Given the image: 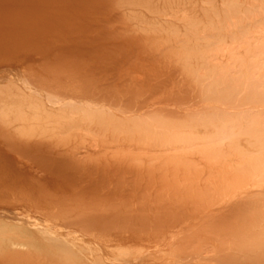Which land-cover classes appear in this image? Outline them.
Instances as JSON below:
<instances>
[{"label":"bare ground","instance_id":"6f19581e","mask_svg":"<svg viewBox=\"0 0 264 264\" xmlns=\"http://www.w3.org/2000/svg\"><path fill=\"white\" fill-rule=\"evenodd\" d=\"M13 0H0V24L1 23H3L4 25H1L0 26V60H3V62H4V60H9L8 62H10L11 60H13V61H15V60H18L19 62H20V60L22 61V59H27V60H23V61H27L28 62V56H29V58H30V55H29V49L27 50V47L26 46H28V44H34L35 43V40H37V39H39V44H40V39H42L41 40V42L43 41L44 42V46H43V44H41L43 47H44V49H45V46H46V44H47V46L49 45V42H45V39H46V36H45V34H46V32H47V30H48V28L49 27H51L52 26V24H50V26H48V22H47V24H45L44 22H43V20L42 19H44L42 16H47V14L49 13V12H51V13H55L58 17L60 16H63L64 14H70L71 12H75L77 9H81V8H86V9H88L89 8V10H91V11H99V10H104V11H109V10H116V9H118L119 7H121V6H131V7H133V9H141V10H148V11H157V9H159V3H160V1H163V0H34V1H36L37 3H38V6L39 5H42V6H40V7H33V8H31V10H30V12H31V15L30 16H28V15H22V13L20 14V12L18 13L17 11H15L14 9H12V7L11 6H9V7H7L6 5L7 4H9V3H11ZM18 1V0H17ZM173 1V0H172ZM172 1L170 0V2L172 3ZM244 1V0H243ZM246 1V0H245ZM250 1V0H249ZM19 2V1H18ZM55 3V4H53V5H58L59 6V8L58 7H54V8H52V7H50V3ZM174 2V1H173ZM228 3L230 2V1H227ZM233 2H236V1H233ZM238 2V1H237ZM259 2V1H258ZM263 2H264V0H263ZM186 3V2H185ZM188 3V2H187ZM244 3V2H243ZM5 4V5H4ZM17 4V3H16ZM16 4H15V6H16ZM174 4V3H173ZM199 4V3H198ZM237 4H239V2L238 3H233V5L231 4V2H230V7H234V9L236 8L237 9V6H239V5H237ZM247 4V3H246ZM254 4V3H253ZM264 4V3H263ZM45 5H47L48 7H45ZM71 5H74V7L73 6H71ZM175 5V4H174ZM211 5V4H210ZM244 5V4H243ZM15 6H14V8H15ZM182 6V5H181ZM228 6H229V4H228ZM252 6V5H251ZM262 6V5H261ZM261 6H259V7H261ZM173 7V6H172ZM242 7V6H241ZM245 7V6H244ZM254 7H255V5H254ZM130 8V7H129ZM178 8H180V7H178ZM243 8V7H242ZM247 8V7H246ZM74 9V10H73ZM233 9V8H232ZM232 10V13H233V11H234V13H239L237 10V12H235V10ZM244 9V8H243ZM260 9V8H259ZM262 9V8H261ZM260 9V10H261ZM231 10V9H230ZM230 10H229V13H231L230 12ZM257 11H258V9H256ZM191 11V10H190ZM252 11H254V10H252ZM264 11V10H263ZM34 12L35 13H37V12H41V13H43V14H41L40 16H41V18L40 19H38V17H36V16H34ZM28 13V12H27ZM50 13V15H52ZM124 13V12H123ZM233 13V14H234ZM249 13V12H248ZM250 13H252V12H250ZM145 14V13H144ZM241 14V13H240ZM243 14V13H242ZM246 14V13H245ZM37 15H38V13H37ZM76 15V14H75ZM230 15H232V14H230ZM236 15H238V14H236ZM251 15V14H250ZM34 16V17H33ZM39 16V17H40ZM56 16V17H57ZM65 16V15H64ZM234 17H235V14L233 15ZM243 16V15H242ZM58 17H57V19H58ZM116 17V16H115ZM228 17V16H227ZM238 17V16H237ZM246 17V16H245ZM248 17V16H247ZM259 17V16H258ZM263 17V16H262ZM261 17V18H262ZM37 18V19H36ZM95 18V17H94ZM137 18H138V16H137ZM249 18V17H248ZM60 19V18H59ZM58 19V21H60ZM66 19V18H65ZM68 19H70L69 17H68ZM67 19V20H68ZM73 19H75V18H73ZM121 19V18H120ZM139 19V18H138ZM189 19V20H188ZM242 19H244V18H242ZM241 19V20H242ZM253 19V18H252ZM257 19V18H256ZM262 19H264V18H262ZM261 19V20H262ZM37 20V21H36ZM38 20H40V21H38ZM55 20V19H54ZM136 20V19H135ZM187 20L188 21H193L194 20V18H193V20L192 19H190L189 17H187ZM240 20V21H241ZM260 20V21H261ZM36 21V22H35ZM45 21V20H44ZM187 21V22H188ZM196 23L195 24H197V22L198 21H196V20H194ZM194 21L192 22L193 24H191L190 26H191V28L193 29H195V25H194ZM233 21V20H232ZM246 21V20H245ZM250 21V20H249ZM62 23L64 22V20H62L61 21ZM66 22V21H65ZM64 22V23H65ZM68 22V21H67ZM66 22V23H67ZM200 22V21H199ZM244 22V21H243ZM61 23V24H62ZM234 23V22H233ZM264 23V22H263ZM114 24V23H113ZM229 24V23H228ZM239 24V23H238ZM242 23H240V25H241ZM66 25V24H65ZM199 25V24H198ZM197 25V26H198ZM230 25V24H229ZM228 25V26H229ZM55 26H56V24H54V28H55ZM59 26H61V25H59V24H57V27L59 28ZM118 26V25H117ZM127 26V25H126ZM242 26H244V25H242ZM53 27H51V29L53 28ZM111 27V26H110ZM116 27V26H115ZM132 27V26H131ZM199 27V26H198ZM226 28H227V26H225ZM246 27V26H245ZM54 28H53V30H54ZM184 28V27H183ZM213 28H215V27H212V28H210V30L212 29V30H215V29H213ZM217 28V27H216ZM226 28L224 29V28H222V33H225L224 32V30L225 31H227L226 30ZM253 28V27H252ZM50 29V28H49ZM50 29V30H51ZM193 29V30H194ZM204 29H206V27H204ZM218 29V28H217ZM220 29V28H219ZM224 29V30H223ZM239 29V28H238ZM250 29V28H249ZM256 29V28H255ZM53 30H51V31H53ZM85 30V29H84ZM118 30H120V29H118ZM186 30V29H185ZM210 30L208 31L209 33H210ZM242 30V29H241ZM187 31V30H186ZM205 34H206V30H202ZM201 30H199V32H198V34H200V33H203ZM236 31H238L237 29H236ZM235 31V32H236ZM64 32V31H63ZM79 32V31H78ZM119 32V31H118ZM175 34H174V36L175 37H177L176 36V34H178L179 32L177 31V32H175V31H173ZM195 33H194V35L195 34H197L196 32L197 31H194ZM212 32V31H211ZM221 32V31H220ZM229 32V31H228ZM247 32V31H246ZM62 33V32H61ZM61 33H60V35H61ZM86 33V32H85ZM123 33V32H122ZM187 33V32H186ZM193 33V32H192ZM232 33V32H231ZM239 33H242L241 31L239 32ZM238 33V34H239ZM188 34H190V33H188ZM187 34V35H188ZM208 34V33H207ZM227 34H229V33H227ZM255 34H256V32H255ZM58 35H59V33H58ZM124 35V34H123ZM183 35V34H182ZM193 35V36H194ZM242 35H244L243 33H242ZM52 36V35H51ZM193 36H192V34H191V37H192V39H195V37L193 38ZM196 36V39L198 40V35H195ZM205 36V35H204ZM203 36V37H204ZM214 36V35H213ZM245 36V35H244ZM258 36V35H257ZM256 36V37H257ZM64 37V36H63ZM62 37V38H63ZM121 37V36H120ZM189 37V36H188ZM188 37H187V39H188ZM191 37L189 38L190 39V41H191ZM207 36H205V38H206ZM233 37V36H232ZM236 37H238V36H236ZM246 37V36H245ZM244 37V38H245ZM261 37H262V35H261ZM45 38V39H44ZM55 38H57V36H55ZM61 40H59L60 42L63 40L61 37H59ZM114 38H116V37H114ZM229 38V37H228ZM250 38H252V37H250ZM80 39V38H79ZM78 39V40H79ZM183 39V38H182ZM186 39V38H185ZM185 40V41H188L189 42V39L188 40ZM208 39V38H207ZM227 39V38H226ZM234 39H236L235 37H234ZM256 39V38H255ZM55 40V39H54ZM58 40V39H57ZM179 40V39H178ZM197 40H193V42H192V44H194V46L196 45L195 43L196 42H200L199 40L197 41ZM201 40V39H200ZM233 40V39H232ZM243 40V39H242ZM184 41V39L182 40V42ZM184 41V45H185V42ZM205 41V40H204ZM235 41V40H234ZM245 41V40H244ZM42 42V43H43ZM53 42H56V41H53ZM173 42V41H172ZM175 42V41H174ZM173 42V43H174ZM187 42V43H188ZM227 42H229V41H227ZM256 42V41H255ZM258 42V41H257ZM113 43V42H112ZM152 43L154 44V43H156V42H153L152 41ZM162 43V42H161ZM161 43H158L157 45H159L160 46V44ZM164 43V42H163ZM163 43H162V45H163ZM166 43V42H165ZM186 43V44H187ZM189 43H191V42H189ZM201 43V42H200ZM207 43L208 42H205V44L207 45ZM215 43V42H214ZM220 43V42H219ZM223 43H225V42H223ZM231 43V42H230ZM236 43V42H235ZM242 43H243V41H242ZM55 44V43H54ZM117 44H118V46L117 47H115V50L112 48V50H114V52H117V51H119L120 53H121V55H118V53L119 52H117V55H115V53L111 50V52L113 53H110V54H112V58L109 56V54H104V53H102V52H96L95 53V64L97 63V62H99V61H97V60H100L101 62H104L105 64H104V68H105V72H110V70H111V72L113 71V69L114 68H117V65L118 64H116V63H118L117 62V60H118V58H115L116 56H118L119 57V59H122L121 61L119 60V62H120V64L122 63V67H124V71L123 72H125L126 71V73H127V70L128 69H130L129 67H131V66H127V65H124L123 64V59H124V57H126L125 55H123V52L124 51H126V49H128L127 47L126 48H124L123 47V49H125L123 52H122V49H121V47H119V43L117 42ZM116 44V45H117ZM132 44V43H131ZM131 44L129 43V45H130V47L132 48V46H131ZM198 44V46H195V48L197 47L198 49L199 48H201V46L202 47H204V45L201 43V44H199V43H197ZM225 44H227V43H225ZM224 44V45H225ZM238 44V43H237ZM62 46V49H63V44H61ZM66 45V44H65ZM125 46L126 44L124 43V44H122V45H120V46ZM134 45V44H133ZM138 46V44H136V42H135V45L133 46V48L135 47V46ZM143 45V44H142ZM142 45L140 46H138V47H140L141 48V50H143V52H142V54L143 53H145L146 51H144V49H145V47H143L142 48ZM201 45V46H200ZM205 45V47L207 48V46L209 47L211 44H209V45H207L206 46ZM219 45V44H218ZM236 45V44H235ZM249 45V44H248ZM31 46V45H30ZM40 46V45H39ZM36 47L35 48V46H34V48L35 49H37V48H39V50L42 48V46L41 47ZM46 46V47H47ZM49 46H51V44L49 45ZM52 46H54V45H52ZM79 46V45H78ZM127 46V45H126ZM135 47V51H136V48L138 49V51H136V52H139V48L138 47ZM143 46H145V45H143ZM151 46H153V45H151ZM156 44L154 45V48H152L151 47V52H152V49H153V51L155 52L156 51ZM158 46V47H159ZM173 47H175V43L172 45ZM188 46V45H187ZM187 46H186V48H187ZM216 46V45H215ZM256 46V45H255ZM255 46H254V48H255ZM262 46H264V44L262 45ZM26 47V48H25ZM32 47H33V45H32ZM56 47V46H55ZM99 47V46H98ZM157 47V49H159ZM189 47V46H188ZM260 47H261V45H260ZM49 47H47L46 48V50H45V53L48 51H50V50H47ZM119 50H118V49ZM171 47H169V49H170ZM192 48V46H191V44H190V48L189 49H191ZM205 48V49H206ZM244 48V47H243ZM254 48H253V53L254 54H256V49H255V51H254ZM33 48H31V50L30 51H32L31 53H32V55H31V58H32V56L35 54V53H37V52H42L41 50H43V49H41L40 51L39 50H35V51H37V52H35L34 50H32ZM130 49V48H129ZM128 49V50H129ZM175 49H176V47H175ZM185 49V48H184ZM188 49V48H187ZM218 49V48H217ZM216 49V50H217ZM232 49H234V48H232ZM231 49V50H232ZM238 49V48H237ZM261 49H262V51H260V52H262V53H264V48H262L261 47ZM57 50V49H56ZM61 50V49H60ZM60 50H57L58 52L57 53H59V51ZM65 50H66V48H65ZM103 50H106V49H102L101 51H103ZM131 50H133V49H130L129 51H130V54H132L133 52L131 51ZM140 50V51H141ZM164 50H166V48L164 49ZM197 50V49H196ZM201 50H202V48H201ZM197 50V52L195 53V52H192V51H194V49L192 50H188L189 52L187 53V54H183V55H186V56H184V59H186V60H195V59H200L201 57V55L199 56V53H202V51H204V50ZM230 50V52H232ZM107 52H108V48H107V50H106ZM134 51V52H135ZM170 51H172V52H175V57L176 56H178V55H176L177 53H176V51L175 50H169L168 51V53L166 52V54L168 55V56H171L172 55V52H171V54L169 53ZM186 51V50H185ZM184 51V53H186ZM206 51H208L209 52V50H207L206 49ZM206 51L205 52H203V54L204 55H206L207 53H206ZM234 51V55H235V51L236 50H233ZM257 51H259L258 49H257ZM35 52V53H34ZM48 52H47V54H48ZM104 52V51H103ZM154 52L153 53H151V57L152 56H154V55H152V54H154ZM177 52H179V51H177ZM191 52L193 53V54H191ZM260 52H259V54H260ZM44 53V54H45ZM51 53V52H50ZM55 53H56V51H55ZM67 53V52H66ZM141 53V52H140ZM190 53V54H189ZM211 53V52H210ZM210 53H208L207 54V56L209 55L210 57H212L211 56V54ZM219 53V52H218ZM261 53V54H262ZM25 54H27V56L25 55ZM44 54H42V55H44ZM124 54H126V55H128L126 58H125V62H129L128 60V58H129V56H130V54H128V52L127 53H124ZM135 54V53H134ZM149 54H150V52H149ZM179 54V53H178ZM194 54H196V56H193ZM213 54V53H212ZM258 54V55H259ZM26 56V58H24V57H22V56ZM41 55V54H40ZM41 55V56H42ZM48 55H50L51 56V54H48ZM60 54H58V56H57V58L55 59L54 58V61H53V64L51 65V63L49 64V66H44V69L43 70H45V72H47L49 75H48V77H46V75H45V77H42V75H40L41 77V79H43V80H39L38 82L35 80V76L34 75H32V74H30L31 72H26V74H25V77L26 78H28V76H29V78L30 79H33L34 81H36L35 83H34V85H36L37 87H40L39 89H43V91L44 92H46L47 93V96H50V97H54L55 98V100H57V101H65V99H67V98H70L71 96H76V97H79V98H82V97H84L85 98V96H89V99H90V96H91V99H92V97H95V98H99V99H106V100H109L110 101V99H114L113 97H115V95L117 94L116 92H115V89L114 88H112V86H110L108 83H106V84H104L105 82L104 81H102L103 82V85H97V82L98 83H101L100 81H98V80H102V78H104V77H101L100 76V74H101V72L99 73V72H93V73H91L90 72V74L88 73V71H89V69H86V66H84V68L86 69V70H88L87 71V73L88 74H86V73H84V71H82L84 68H82L81 69V71L85 74V75H79L80 73V71L78 72L76 69V71L79 73V74H77V73H75V70H74V68H72V65L70 66V65H68L67 66V63H66V60H65V58H63V56H59ZM79 55V54H78ZM113 55H115L114 56V58L116 59V63H115V59L113 58ZM123 55V56H122ZM165 54H163V56H164ZM167 55L165 56V58H167ZM215 56L213 57V58H211V59H213V61H214V58L216 59L217 57H220V56H222V55H220V54H218L219 56H217L216 54H214ZM234 55H232V56H234ZM239 55V54H238ZM238 55H236V58H233V61H232V63L231 64H233V67L235 68V70H231V71H233V72H235L234 73V75L236 76L237 75V77H233L232 75H233V73H231V75H230V72L228 71V70H226V69H224L223 67H222V65L224 64V62H223V64H221L220 63V68L222 69H220V68H216V65H215V62H213L214 63V65H213V63H211V62H209L208 60H211V59H209L208 58V60H207V57L205 56L204 57V60L206 61H208V62H203L202 60H200V62L202 61L203 63V67H201V65L200 64H197L194 68H195V70L194 69H191V68H193V67H191V66H193V64L192 65H190V66H188L192 61H185V60H183V63H186V64H184V65H181L183 68H185V69H183L182 70V68L181 67H179L180 68V70L181 71H183V72H179V71H177V72H179V73H177L178 74V78H179V80H181L183 77H181L182 75L181 74H183V73H188L189 74V76H186V75H184L183 74V76H186L187 78H191V76L192 77H194V79L193 78H191V83H192V81H196L195 83H194V86L196 85L197 86V88H198V86H200V87H202V88H199L200 90H202V89H204V91L203 92H208V91H210V92H212L213 94H214V92H218V91H221V92H219V93H217L218 94V96L219 95H221L220 93H222V95L223 96H217L216 95V93H215V95L218 97V98H222V97H224V95H225V97L227 96L228 97V95H233V94H237V96H239L238 95V93H240V94H242L241 96L242 97H244L245 99H247V100H249L250 102H251V100L249 99V98H253L252 100L254 101V103H257V102H260V99H262L263 101L262 102H264V99H263V97L261 98V97H258L259 96V93L260 92H262L263 93V95H264V92H263V90L262 89H259V90H261V91H256L257 89H255L254 90V88L252 87L251 88V86H252V83H250V82H247L246 81V77L248 76L249 77V75L250 74H248L247 75V73H248V67L246 66H244V63H246V60H244V59H240V57L238 58ZM35 56L36 57H39V53H38V55L37 54H35ZM47 56V55H46ZM46 56L45 57H41V58H46ZM50 56H49V58H50ZM132 56V58L134 57L133 56V54L131 55ZM130 56V57H131ZM137 56H141V55H138V53L135 55V57L137 58ZM142 56H144V54L142 55ZM199 56V57H198ZM217 56V57H216ZM255 56V55H254ZM261 56V55H260ZM36 57H35V59H36ZM54 57H56V56H54ZM74 58H75V56H73ZM121 57H123V58H121ZM155 57V56H154ZM154 57H152L151 59H153L154 60ZM172 57V59L174 60H176L177 58H175L174 56H171ZM174 57V58H173ZM198 57V58H197ZM235 57V56H234ZM263 57V56H262ZM40 58V57H39ZM40 58V59H41ZM49 58H46V59H49ZM78 58H79V56H78ZM80 58H82V56L80 57ZM80 58H79V60H80ZM94 58L92 57V58H90L91 59V64H94V63H92V60H94ZM111 58V59H110ZM136 58H134V59H136ZM142 58V59H141ZM249 58V57H248ZM256 58H257V55H256ZM33 60V61H36V60ZM40 59H38V60H40ZM89 59V60H90ZM128 59V60H127ZM133 59V60H134ZM138 59L139 58H137V62H140V61H144V59H145V56H144V59H143V57H140V61H138ZM148 59H149V57H148ZM160 60H161V57L159 58ZM158 59V60H159ZM183 59V58H182ZM202 59V58H201ZM241 61H240V60ZM259 59V58H258ZM30 60V59H29ZM43 60V59H42ZM45 60V59H44ZM69 60H70V57H69ZM130 63H135L131 58H130ZM157 60V62L159 63L160 61H158ZM163 60V59H162ZM161 60V61H162ZM12 61V62H13ZM33 61H31V62H33ZM74 61V60H73ZM73 61H71V63L73 62ZM76 61L77 60H75V62H74V65H75V63H76ZM110 61H114V64H113V62L110 64ZM148 61V60H147ZM166 59H165V61H162V62H160V64L159 65H161L162 63H164L165 62V64L167 65V63H166ZM185 61V62H184ZM197 61V60H196ZM212 61V60H211ZM223 61V60H222ZM234 61H236V63L234 62ZM262 61V60H261ZM16 62V61H15ZM38 62V61H37ZM37 62H36V64H37ZM39 62H41V60L39 61ZM69 62V64H71L70 63V61H68ZM81 62L83 63V61L81 60ZM81 62H79V67L81 66ZM136 62V63H137ZM154 62H156V61H153V63ZM175 62V64L177 63V61H174ZM173 62V63H174ZM198 62V61H197ZM196 62V63H197ZM231 62V61H230ZM229 62V63H230ZM247 62H249V61H247ZM22 63H24V62H22ZM30 63V62H29ZM88 63V62H87ZM144 62H142V64H143ZM149 63V62H148ZM158 63H154L155 65H153V66H151L150 65V69H149V71L148 70H146V71H144V70H142L141 69V71H144L145 73L148 71L149 73L152 71L153 72V70L152 69H154V68H152V67H155L156 66V64H158ZM179 63H181V61H179ZM218 63V62H217ZM225 63H226V61H225ZM1 64V63H0ZM6 64V63H5ZM26 64V63H25ZM25 64L23 65V67L25 68V67H27L26 68V71L28 70V66H25ZM34 64H35V62H34ZM39 64V63H38ZM95 64L93 65V67L95 66ZM98 64H100V62L98 63ZM98 64H96V65H98ZM115 64H116V67H115ZM161 65V66H159V65H157V67L159 66V68H157V67H155L156 68V70H158V72L157 71H155V69H154V72L155 73H153L154 75H148L147 73L145 74L144 72H142L141 74L143 75V74H145V75H143V77L145 76V82H146V86H144V87H142V84H141V87L142 88H136V87H134V85H132V84H134L135 82H136V80L135 79H133V78H138V76H137V74L138 73H136V77H135V75H134V77L132 78L133 80H131V78H130V81L132 82V81H134L133 83H131V82H129V84H130V87H129V89H128V91L130 92V94L132 93H134L135 95H141V99L143 100L144 99V101L142 102V103H144V102H147L148 103V99H150L151 97V95L152 94H150V92L152 91V93L154 94V92L153 91H155L156 92V97H157V95L159 94V92H160V94L162 93V91H165V92H167L168 90V92L167 93H170V94H172L173 93V91H172V89H171V87H172V84L171 83H173V82H168V80H169V78H170V75H168V73H167V75L169 76H167V78H168V80L167 81H165V80H163V78H164V76H158V73H159V75H162V74H164L165 75V73H166V70L168 71V68L170 67V65L169 66H166V65ZM248 64H250V63H246L245 65H248ZM256 64V63H255ZM29 65V64H28ZM30 65H31V63H30ZM29 65V66H30ZM78 65V64H77ZM76 65V66H77ZM84 65H85V63H84ZM90 65V64H89ZM113 65V66H112ZM129 65V64H128ZM134 66H135V64H133ZM140 65V64H139ZM138 65V67H141V66H139ZM185 65H187V67L185 66ZM210 65H212L213 66V69L215 68L216 69V71H211L212 70V68L211 67H208V66ZM225 65H228V63L227 64H225ZM224 65V66H225ZM257 65V64H256ZM256 65H255V67H256ZM37 66V65H36ZM67 66V67H66ZM100 66V65H99ZM98 66V67H99ZM121 66V65H120ZM128 67V69H125V68H127ZM146 66H147V64H146ZM198 66H200L201 68H200V70H198L199 69V67ZM204 66H205V68H204ZM250 66H252V65H250ZM38 67H40V64H39V66ZM42 67V66H41ZM40 67V68H41ZM78 67V68H79ZM89 68H90V66H88ZM96 67V70L95 71H97V70H99V68H97V66H95ZM137 66H136V68H138ZM148 67V66H147ZM168 67V68H167ZM189 67H191V68H189ZM197 67H198V69H197ZM208 67V70L206 69ZM227 67V66H226ZM237 67V68H236ZM239 67H240V69H239ZM258 67V66H257ZM256 67V68H257ZM23 68V69H24ZM32 68H33V66H32ZM32 68L30 69V67H29V69H30V71L32 70ZM37 68V67H36ZM35 68V69H36ZM77 68V67H76ZM101 68H102V66H101ZM210 68V69H209ZM228 68V67H227ZM233 68V69H234ZM254 68V67H253ZM22 69V70H23ZM74 71H73V70ZM92 69V68H91ZM90 69V70H91ZM93 69H95V68H93ZM188 69V70H187ZM203 69V70H202ZM206 69V70H205ZM232 69V68H231ZM237 69H239V70H237ZM36 70H38V71H40V70H42V69H36ZM85 70V71H86ZM133 70V69H132ZM151 70V71H150ZM170 70V69H169ZM175 68H173V72L175 73ZM198 70V71H197ZM217 70H220V71H222V72H220V71H217ZM223 70H224V72H223ZM236 70H237V74H236ZM247 71V73H246V71ZM93 71V70H92ZM136 72V70L134 69L132 72ZM164 73H163V72ZM207 71H209V75H213L212 76V78H209V77H211V76H209V75H206L207 76V78L206 79H211L209 82H207V80H203L204 78H205V74H207ZM211 71V72H210ZM35 72V71H34ZM44 72V73H45ZM104 72V73H105ZM114 72V76H115V74H117L118 72H115V71H113ZM120 72V71H119ZM121 72H122V69H121ZM128 72L130 73V77H131V75H133V74H131L132 72H131V70L129 71L128 70ZM152 72L150 73V74H152ZM156 72H157V74H156ZM169 72V71H168ZM198 72V73H197ZM214 72H216V73H219L220 74V76H219V74H213ZM228 72H229V74H228ZM40 73H41V71H40ZM103 73V72H102ZM103 73V74H104ZM160 73H162V74H160ZM170 73V72H169ZM203 74V76H200V74ZM205 73V74H204ZM212 73V74H211ZM105 74H107V73H105ZM104 74V75H105ZM112 74V73H111ZM140 74V73H139ZM199 74V75H198ZM27 75V76H26ZM44 75V74H43ZM108 75V74H107ZM113 75V74H112ZM118 75H119V73H118ZM118 75H116V76H118ZM126 75V74H125ZM127 75H129L128 73H127ZM146 75H148L149 77V80H147V78H146ZM181 75V76H180ZM195 75L197 76V78H195ZM215 75L217 76L218 75V77H219V79L218 80H216L217 78L215 77ZM229 75V76H228ZM240 75V76H239ZM100 76V77H99ZM115 76V77H116ZM121 76V75H120ZM198 76H200V77H198ZM233 77L234 79H231L230 80V78H228V77ZM34 77V78H33ZM106 77V76H105ZM108 77H110V76H108ZM107 77V78H108ZM114 77V78H115ZM123 77V76H122ZM143 77H139V78H143ZM202 77H204V78H202ZM239 77V78H238ZM38 79H39V77H37ZM44 78H47V80L45 81L44 80ZM99 78V79H98ZM118 78H120V77H118ZM178 78H174L173 77V81L175 82V83H177V85H179L180 83H179V81H178ZM186 78V79H187ZM189 78V79H190ZM229 80H228V79ZM109 79H111V78H109ZM123 79H124V77H123ZM123 79H121V80H123ZM175 79V80H174ZM185 79V78H184ZM185 79V81L184 82H186V81H189V79H187L186 80ZM199 79H200V82L203 80V82L205 83H209L210 84V86L209 85H207V87H206V90H205V88H203V86H201L202 84H200V83H198V81H199ZM215 79V80H214ZM29 79H27V81H28ZM112 80V79H111ZM114 80V79H113ZM116 80H117V78H116ZM115 80V81H116ZM126 80V79H125ZM125 80H123V82L125 81ZM138 80H140V79H138ZM143 80V79H142ZM161 80H163L164 82L162 83V82H160ZM198 80V81H197ZM212 80H214V81H212ZM109 81V80H108ZM114 81V82H115ZM118 81H120V79L118 80ZM117 81V82H118ZM176 81H178V82H176ZM30 82V81H29ZM33 82V81H32ZM110 82H112L113 83V81H110ZM122 82V81H121ZM143 82V81H142ZM181 82V81H180ZM190 82V81H189ZM189 82L187 83V84H189ZM203 82H201V83H203ZM253 82V84L254 83H256L257 84V86H258V83H257V81H252ZM166 83H170V85H166ZM182 83V82H181ZM220 83H225L226 84V86H224L223 85V87H222V85L220 84ZM228 83V84H227ZM232 83V84H231ZM244 83H246V85L244 84ZM137 84V83H136ZM135 84V85H136ZM186 83H184V85H185ZM198 84H200V85H198ZM211 84H212V87H211ZM215 84H220L219 86L221 87V90H219L218 88H215V87H213ZM231 84V85H230ZM15 85V84H14ZM29 85L31 86V84L29 83ZM33 85V84H32ZM33 85V86H34ZM183 85V87H184V89L186 88L185 86ZM193 85V84H192ZM192 85H187V86H191L190 88H192ZM245 85V86H244ZM249 85V86H248ZM11 86V85H10ZM19 86V85H18ZM131 86H133L132 88H131ZM170 86V87H169ZM180 86H182V85H179V87L177 88L176 86H174V83H173V87H176L177 88V93L178 94H180L179 92L180 91H182V92H186V90L188 89V87H187V89H179L180 88ZM193 86V87H194ZM195 86V87H196ZM206 86V85H205ZM204 86V87H205ZM239 86H241V87H239ZM243 86H244V88H243ZM254 87L256 86V85H253ZM117 86H115V88H116ZM182 87V88H183ZM1 88V87H0ZM14 88V87H13ZM131 88V89H130ZM190 88L188 89V91L190 90ZM196 88V90H197V93L200 91L199 89H197ZM4 89V88H3ZM15 89H16V87H15ZM15 89H14V91H15ZM35 89H36V87H35ZM38 89V88H37ZM116 89H118V88H116ZM193 89H194V92H195V88H192V91H193ZM6 90L7 89H5V92H6ZM9 90V92L11 93V94H17V95H20V94H22L21 96H23L24 94H25V92H27V93H29V89H26V90H29V91H25L24 93H18V92H20V91H18L17 93H14V92H12V89H8ZM17 90H21V88L19 87ZM150 92H149V91ZM173 90H174V88H173ZM180 90V91H179ZM184 90V91H183ZM199 90V91H198ZM42 91V90H41ZM42 91V92H43ZM172 91V92H171ZM191 91V90H190ZM190 91H189V93H190ZM191 91V92H192ZM201 91V92H202ZM242 91H244V92H242ZM9 92H7L6 94L7 95H9L10 93ZM22 92V91H21ZM118 92V91H117ZM149 92V97L150 98H144V97H142V95L143 96H145V97H147L148 95L146 94V93H148ZM176 92H175V95H177L178 96V94H176ZM181 92V93H182ZM200 92V93H201ZM242 92V93H241ZM258 92V93H257ZM4 93V92H3ZM2 93V89L0 90V95H2L3 94ZM9 93V94H8ZM26 93V94H27ZM41 93V92H40ZM127 93V92H126ZM164 93V92H163ZM184 93H182L181 95H182V97H183V94ZM188 93V92H187ZM197 93H196V95H197ZM199 93V94H200ZM5 94V93H4ZM33 94H35V92H33L32 93V95ZM131 94V95H132ZM192 94V93H191ZM199 94H198V96H199ZM205 94V93H204ZM204 94H203V96H202V98L203 99H206V96H204ZM209 92H208V98H209ZM213 94H212V96H213ZM38 95H39V93H38ZM42 95V94H41ZM117 95H120L119 93L117 94ZM124 95H126V94H124ZM155 95V94H154ZM165 95V94H164ZM180 95V96H181ZM188 95V94H187ZM201 95H202V93L200 94V97L198 98L199 100H200V98H201ZM207 95V94H206ZM213 96V97H216V96ZM245 95V96H244ZM258 95V96H257ZM5 95H2V97H4ZM35 96H37V94L35 95ZM127 96L129 97V95L127 94ZM165 96H167V94L165 95ZM164 96V97H165ZM212 96H211V98L210 99H212ZM236 96V97H237ZM261 96V95H260ZM9 97V96H8ZM7 97V98H8ZM38 97V96H37ZM124 96H122V98H123ZM131 98H132V96H130ZM134 97V96H133ZM159 97H162L163 98V96H159ZM171 97V95L169 96H167L166 97V99L168 98H170ZM174 98L172 99V101L174 100L175 101V97L176 96H173ZM179 97V96H178ZM181 97V98H182ZM225 97H224V99L222 98V100H220V101H224V102H228L229 100L228 99H230V98H228L227 99V97H226V99L228 100V101H225L226 99H225ZM230 97V96H229ZM255 97H258L257 98V102H255L256 100V98ZM1 98V97H0ZM42 98V97H41ZM40 98V100L38 99V100H34V98H31L30 96L28 97H26V98H19V96L18 97H16V95L15 96H10V98H8V99H5L8 103H10V101H11V103L13 102V104L15 103V105H16V108H15V110H10V109H5V105L3 104L4 102L2 101V100H0V205L2 206V205H6V206H10V207H12L15 211H17L18 212V210H22V212L21 213H19L18 212V214L19 215H22L23 217H26V216H29V215H25L26 213H31V212H33V213H35V214H39V215H41L42 217H43V221H45V222H42V223H46V224H50V223H52V222H55L53 225H54V227H56L57 229L55 230V229H53L52 228V226H51V228H49V226L48 227H45V226H41L40 227V229H37V228H35V229H37V233H38V230L39 231H41V234H43V233H45L46 232V234H43L44 236L42 237H40V238H36V237H33V236H31V237H29V236H21V235H19V233L18 232H36V231H34V230H30V226L28 227L29 228V230L30 231H28L27 229H24V228H22V226H23V224H22V226H21V224L19 223V225L18 224H10V223H6V222H4L3 220H1L0 219V264H77V259H76V257H78V255H80V251L82 252V251H84V253H86L88 250H89V247H87V246H91V245H89V244H87L86 246H84V243H83V245L82 244H80V241H81V243H82V240H83V238H84V230H86V231H88V237H90V235L89 234H91V238L92 237H94L96 234V237L98 236V234L99 233H102V232H104V234L106 233V232H110V231H113V230H116L117 231V233H118V235L120 236L122 233L121 232H123V233H132L131 231H133V236L135 235V233H138V235L139 234H141L142 236H143V234L142 233H140V232H144V234L146 235V237H144V239L145 238H147L148 236V234H149V232H150V235H152L153 236V234H151V233H154V238H155V233H157L159 236H158V238L159 237H161V239H162V237L166 234H159L160 232H162L163 231V233L164 232H166L167 231V227H168V229L170 228V227H172V224L176 221V222H179L180 220H181V218H185V217H187V215L189 216L190 214H192V215H194V213H196L197 211H202L204 208H208L210 205L211 206H213L214 204V202H215V204L217 203V201H215V200H218V199H221L223 196H224V191L226 190L227 191V189H228V187L229 186H234V184L235 183H232L233 181L232 180H234L235 179V181H236V179L238 178V174L240 173L239 172V169L241 168V167H239V166H233L232 167V164H231V166H230V168H231V170L229 169L228 170V168H229V166L227 167V165H228V163H226L227 165L224 167L223 165H225V164H223L224 163V161L226 162L227 160L226 159H224L223 160V158L222 157H224V155L223 154H225V152H223L225 149L224 148H226V147H228L229 149H231L232 150V148L233 147H235L238 143H236V140H237V142H238V138H242L243 139V136H242V128H240L241 126V124H243V123H241L240 125H239V128H238V126H237V128L241 131V134L239 133V131H237V128H235V126L234 125H236V124H234V125H232V128H235V131H237V132H235L236 134L238 133V134H240L239 136L238 135H236L233 131H230V133L231 134H229V130H231V129H229L228 130V128L227 127H230L231 128V126H227L225 129H226V133L224 134V135H222L221 134V136H219L220 134H218V136L219 137H223L224 136V138H230L231 136H233V138H230L231 140L233 139V141H231L230 139H229V141H231L233 144H231V143H228L229 141H227V142H225V144H224V146L222 145V148L224 149H222L221 148V150H223L222 151V153H221V151L218 149V147H216V145L215 146H213L214 145V142H213V145L212 144H208V143H205L204 141H203V135L205 136V137H208L207 135H205V132L206 131H210V133H215V131L213 132H211V129L213 128H211L210 130H209V128H210V125H214V128H216L215 127V124L212 122V121H209V119H207V118H204V116H203V114L204 113H202L201 115L203 116V119L201 120L202 121V123L204 122V119L205 120H208L210 123H212V124H208V126L207 127H209V128H204L205 130H201V131H199V129L197 128V127H199L200 128V126H199V124H196V123H200L201 124V122L199 121H196V123L195 122H193L192 124H194L195 123V125H197L196 126V130H193V133H192V129L193 128H190L191 129V131L189 132V130L187 131V134H186V131H185V134L186 135H184V130H186V129H184L183 130V127H186V125H188V123H189V125L191 126V123H190V121L192 122V120L193 119H197V120H200V119H198V118H196L197 116H199V114L197 113L196 114V117H195V114H192L193 116H194V118L192 119V120H190L189 118V120H187V122H185L186 121V116L184 115V117H183V114H186V113H181L182 114V117H180V119L181 118H184L185 120H183L184 122H183V124H182V126L181 125H179V126H175L176 124H180V123H182V120L181 121H176L175 122V119L176 118H174V117H177L176 115L174 116L173 114H176L174 111L173 112H171V113H173L171 116H174L173 117V119L172 118H167V116H168V114L167 113H164L165 111H164V108L163 107H161V111L163 110V112L162 113H164L163 114V118H162V116L160 117V111L157 113L158 115H156V116H158L159 118H162L161 120H162V122L165 120V122H167V123H165V122H163L164 123V125L166 124V126H167V124H168V121L169 122H171L172 121V124L174 123V125L173 126H169V128L171 129V127H172V129L171 130H173V132L171 133V132H168L170 129H166V126H164L163 125V127H161V128H164L165 127V129H163V130H165L164 132H165V134H163L164 136H161V137H163V138H161L160 136L158 137V136H155V134H152V132L150 131V128L149 127H147V123H148V121L147 120H144L143 118L144 117H147V119H149V117H150V119L152 118V120H153V118L155 117L154 115H151V114H156V112L154 111V113H152L151 111H149V112H151L150 114H149V112H148V114H143V115H145L144 117H142V118H140V120H138V121H140L141 122V120L143 119L144 121H143V124L145 123V121H147L146 123H145V125H144V127H137V128H135L134 126H138L137 124L136 125H134L133 126V129H134V131L132 132L133 133V135L132 136H134V135H138L139 137V143H142V144H140L141 145V147L140 148H142V146H143V144H145V145H148V147L149 146H151V150H154L155 148L156 149H159L160 147H158V146H163L165 143H167V141H166V139H167V136L165 137V135H166V132H168V133H171L172 135H173V133H174V130H175V133H176V131H177V129H180L179 130V134L181 135V137H178L179 136V134H178V131H177V133H176V136H177V138H176V136L175 135H173V137H175L174 139L172 138V141L171 142H169V140H168V144L166 145L167 147H165V148H162V149H167V148H170V146L172 147L171 149H174V148H176L177 147V145H176V147H175V144H183V145H181L183 148H181V146L178 144V151L180 152L181 150L180 149H183V150H186L185 148H188V149H190V147L189 146H191V148L194 146V144L195 143H193V142H195V141H198V139H199V141L198 142H196V144H195V146L197 147V143H198V145H200L199 143L201 142L202 143V145H203V143H205L204 144V146L205 145H209L210 146V148H209V146L207 147V149H206V147H204L205 149L203 150V147L201 148V147H199V149H200V151H198L199 149H197V151H196V149H193V150H191V151H193L192 153L195 155V153L197 152V154H198V156H199V154H200V158H205L204 160H201L200 158V160H198L197 161V163L199 162V163H201L202 164V168L204 169V167H205V165L204 164H206V168L208 167V165H207V163H211L213 160H211V159H214V158H216V160L214 159V161L215 162H218V160H220V162L221 161H223V162H221L223 165H222V167L223 168H225V170H220L221 172H219V174H218V171H217V176L215 175V174H213V175H215V176H213L212 175V173H211V171L213 170V168H215V167H217V166H215V167H213V165L215 164V165H217L215 162H212L211 163V165H209V167L211 166V168H209V170L208 169H206V170H208V171H210V169H211V171L208 173V171L206 172V173H208V176L210 175V173H211V175L213 176V177H218V178H216L217 179V181H216V179L214 180V181H212L213 180V178H212V180L211 181H208L207 182V189H206V191L205 192H201L199 189H197L196 188V186H197V184H196V182H197V179L199 178V172H197V170H196V168L197 167H195L194 165L196 164V163H192L193 164V166L195 167H193L192 166V164H191V162H190V160H191V158H189V156H188V159H187V155L188 154H186V153H183V151H181L182 153H179L176 149L175 150H171V149H167L168 151H163V150H161V148L159 149V150H161V152L163 153V155H161V156H164V152L167 154V156H169L168 155V152L169 151H171L170 152V154L171 153H175L174 155L175 156H173L174 158L173 159H171V161H169V164H170V166L171 165H173V169L171 170L170 168H167L166 166H165V163H166V161H165V163H164V166H163V168H165L166 169V171L168 172V171H171L172 173L174 172V176L176 175V174H178V173H180L179 175H176V179H174V180H172V173L170 174L169 173V176H170V180H168L167 178L166 179H162V180H160V182L159 181H157V179H155V177H154V171H159L160 169L159 168H161L162 170H163V168L160 166L159 168H158V165H156V168L157 169H159V170H155L154 168H151V169H146V168H149V165H145L146 163H147V161L146 160H144L145 158L143 157H140V156H138V152H137V156L138 157H131V158H129L130 156H129V154L128 153H126V152H122V153H119V154H116L115 153V155L114 156H108V153H107V155L106 154H104L102 151H104L105 150V148H106V150H107V147L106 146H108L107 144H109L108 142H109V139H108V141H107V138H105L104 136H103V139L105 138V140H103L102 139V137H100L102 140V142H106L107 141V144H105V143H103V144H105L106 146H102L101 148L103 149V147H105L103 150L101 149V151H100V146H99V143H101V141H99V136L97 137L98 138V141H97V138H96V142H95V137H94V139L92 140V138H90V136L88 137V135L87 134H89V133H91V129H95L96 131H100V132H104V134L105 133H108V134H111V131L113 132V130H115V129H117V128H114V127H117V126H114V122L112 121V118H113V116H112V118L110 117V115H112V114H106V112H103L105 109H103V110H101V112H100V110H99V113H96V111L95 110H93V111H95V112H93V111H87V109L84 111V110H81L82 112H79L78 110V112H75V110L73 111V110H71V111H73V112H71V111H66V112H63V114H62V111H65V109H62V107H60L59 109V111L57 110V111H54L53 109H51V108H48L44 103H43V98L41 99ZM78 98V99H79ZM83 98V99H84ZM94 98V99H95ZM158 98V97H157ZM162 98H161V100H162ZM180 98V99H181ZM196 98V97H195ZM194 98V100L195 101H197L196 99ZM201 98V99H202ZM121 99V98H120ZM119 99V100H120ZM125 99H128L126 96H125ZM141 99H139V101H141ZM145 99H146V101H145ZM154 99H156V98H154ZM184 99H186V97L184 98ZM183 99V100H184ZM191 99V98H190ZM190 99H188V101L190 100ZM202 99V100H203ZM245 99H242V103L244 102V100ZM8 100H10V101H8ZM122 100V99H121ZM131 100V103H132V99H130ZM130 100H127V104H128V101H130ZM158 100V99H157ZM183 100H181L184 104H185V102L183 101ZM194 100H192V103H193V101ZM232 99H230V101H231ZM237 100V99H236ZM240 100H241V98H240ZM259 100V101H258ZM56 101V102H57ZM72 101V100H71ZM98 101V100H97ZM109 101H107V103L109 102ZM124 101H126V100H124ZM135 101V100H134ZM156 101V100H155ZM163 101V100H162ZM165 101V100H164ZM168 101H170V100H168ZM233 101V100H232ZM235 101V100H234ZM246 101V100H245ZM2 102V103H1ZM103 102V101H102ZM114 102V101H113ZM156 102H161V101H156ZM171 102V101H170ZM176 102H177V99H176ZM190 102V101H189ZM187 103L188 105H190V103ZM65 103V102H64ZM74 103V102H73ZM105 103V102H104ZM136 103H138V100H136ZM141 103V102H140ZM177 103H180V102H177ZM246 103H248L247 101H246ZM261 103V102H260ZM112 104H114V106L115 105H119V103H117V102H115V103H112ZM121 104H126V102L124 103L123 101H122V103ZM120 104V105H121ZM130 104V103H129ZM133 104V103H132ZM145 104V103H144ZM6 105H8V104H6ZM66 105V104H65ZM89 105V104H88ZM183 105V104H182ZM243 105V104H242ZM14 106V105H13ZM61 106H64V104L63 105H61ZM78 106V105H77ZM79 106H81V104L79 105ZM78 106V107H79ZM133 106V105H132ZM134 106H136V104H135V102H134ZM162 106V105H161ZM67 107H68V105H67ZM67 107H66V109H67ZM117 107H119V106H116V108ZM137 107H139V105H137ZM164 107H166V106H164ZM6 108H8V107H6ZM10 108H11V105H10ZM57 108V107H56ZM65 108V107H64ZM72 108V107H71ZM83 108H85V107H83ZM163 108V109H162ZM13 109V108H12ZM80 109H82V108H80ZM95 109V108H94ZM118 109V108H117ZM166 110L167 109H170V111H171V108H169V107H166L165 108ZM199 109V108H198ZM68 110V109H67ZM92 110V109H91ZM107 110V109H106ZM150 110V109H149ZM172 110H174L173 108H172ZM195 110V109H194ZM200 110V109H199ZM197 111V110H196ZM213 111V110H212ZM107 112H109V111H107ZM166 112H168V110L166 111ZM191 112V111H190ZM209 112H211V111H209ZM209 112H207L208 114H209ZM217 112V111H216ZM110 113V112H109ZM147 113V112H146ZM191 113H194V112H191ZM206 113V112H205ZM205 114L206 116L208 115V114ZM166 114V118H167V121H166V119L164 118L165 115ZM178 114H180V113H178ZM188 114V113H187ZM186 114V115H187ZM190 114V113H189ZM189 114L187 115V116H189ZM147 115V116H146ZM151 115V116H150ZM162 115V114H161ZM191 115V116H192ZM259 115H261V114H259ZM140 116V115H139ZM138 116V117H139ZM153 116V117H152ZM137 117V119H139ZM158 117H156V118H154V123H155V120L158 118ZM191 118V117H190ZM200 118H202V117H200ZM208 118H209V115H208ZM240 118H242V116L240 117ZM120 119L122 120V118L120 117ZM136 118L134 117L133 118V121L135 120ZM164 119V120H163ZM169 119V120H168ZM177 119H178V117H177ZM180 119H178V120H180ZM236 119H238L237 120V122H239V118H236ZM115 120H117V118L115 119ZM118 120H119V118H118ZM152 120H150V121H152ZM195 120H193V121H195ZM212 120V119H211ZM225 120H227V119H225ZM241 120V119H240ZM120 121V120H119ZM125 120H123V122H124ZM133 121H131V122H133ZM174 121V122H173ZM234 121H236V120H234ZM117 122V121H116ZM115 122V123H116ZM260 122V121H259ZM258 120L256 121V125H254L255 127H258ZM261 122H262V120H261ZM260 122V123H261ZM127 122H125L124 124H126ZM137 123V122H136ZM153 123V124H154ZM162 123V124H163ZM176 123V124H175ZM205 123H206V121H205ZM225 123H227L226 121H225ZM260 123H259V126H260ZM123 124V123H122ZM123 124V125H124ZM140 124V123H139ZM142 123L140 124V125H143ZM149 124H151V122H149ZM152 124V125H153ZM172 124H170L169 123V125H172ZM204 124V123H203ZM203 124H201V126L203 125ZM118 125V128H119V126H120V123L119 124H117ZM139 125V126H140ZM185 125V126H184ZM226 125H230V123H227V124H225V126ZM126 125H124V127H122V128H127V127H125ZM156 126V125H155ZM180 126L182 127V128H180ZM131 127H132V123H131ZM176 127H178V128H176ZM188 127V126H187ZM186 127V128H187ZM206 127V126H205ZM254 127V128H255ZM261 127V126H260ZM174 128H176V129H174ZM194 128H195V126H194ZM262 128V127H261ZM88 129V130H87ZM89 129L91 130V131H89ZM263 130H264V128H262ZM124 130V129H123ZM162 130V129H161ZM170 130V131H171ZM228 130V131H227ZM246 131H244V132H246V134H248V135H246L247 137L248 136H250L251 134L250 133H252L253 131H251V132H249L248 131V129H245ZM251 130V129H250ZM255 130V129H254ZM256 130H260V128L258 127ZM256 130L254 131V132H256ZM262 130V131H263ZM79 131H81L82 133L85 131L86 132V134H84V135H86L88 138H87V141L88 140H92V142H85L86 140V137H85V139L83 138V137H81L80 136V134H78L81 138H83V140L82 139H80V141L82 140V142H80V141H73L74 139H79V138H77V137H74L73 138V135L74 134H77V132H79ZM125 131V130H124ZM132 131V130H131ZM194 131H196V132H194ZM204 133H203V132ZM248 131V132H247ZM261 131V130H260ZM261 131V132H262ZM87 132H89V133H87ZM116 132V131H115ZM126 132V131H125ZM154 132H155V130H154ZM153 132V133H154ZM162 132V131H161ZM182 134H181V133ZM198 132H200L199 134H198ZM227 132H228V134H229V136H227ZM244 132H243V134H244ZM80 133V132H79ZM188 133H192L191 135L189 134L188 135ZM195 133V134H194ZM216 133H218L217 132V130H216ZM232 133L233 134H235L236 135V138L237 139H235V136L234 135H232ZM92 135H93V133H91ZM161 134V133H160ZM198 135V138H196L195 137V135ZM203 134V135H202ZM253 134V133H252ZM256 134H257V132H256ZM262 134V133H261ZM263 134H264V131H263ZM262 134V135H263ZM69 135V136H68ZM106 135V134H105ZM152 135H154V137L152 136ZM170 135V134H169ZM169 135H168V137H169ZM186 137H184V136ZM193 135V136H192ZM196 135V136H197ZM199 135H201V137H202V139H201V137L199 136ZM208 135H209V132H208ZM244 135V136H245ZM254 135H255V133H254ZM253 135V137H255ZM258 136L260 135V133L258 132V134H257ZM93 136H97L96 134L95 135H93ZM101 136H102V134H101ZM127 136V135H126ZM125 136V137H126ZM213 137H211V134H210V136H209V139H207V138H205L204 140H211L210 138H212V140H213V138H217V136H216V134H213L212 135ZM215 136V137H214ZM242 136V137H241ZM252 136V135H251ZM258 136H257V138H258ZM264 136V135H263ZM262 136V137H263ZM110 137H111V135H110ZM119 137V136H118ZM117 137V138H118ZM129 137H130V134H129ZM164 137H165V140H164V142L162 141L163 139H164ZM195 137V138H194ZM219 137H218V139H219ZM247 137H245V139H247L246 140V142H245V139H243V140H241V142H240V140H239V144L241 145L242 144V142H243V144L241 145V146H243L244 145V143H248L247 141H249V143L251 142L252 144H253V137H249V138H247ZM130 138H132L133 139V137H130ZM224 138H221V139H223V140H225ZM226 138V139H227ZM264 138V137H263ZM110 139H112V138H110ZM123 139V138H122ZM131 139V140H132ZM252 139V140H251ZM259 139V138H258ZM118 140H119V138H118ZM211 140V141H212ZM127 141H129V140H127ZM193 141V142H192ZM219 141H220V139H219ZM222 141V140H221ZM220 141V143L222 144V142ZM235 141V142H234ZM80 142V143H79ZM94 142V143H93ZM113 142V141H112ZM135 142H137V140L135 141ZM151 142V143H150ZM162 142H163V144H162ZM172 142H174V145H172ZM193 143V146H192V143ZM210 142V141H209ZM258 142V143H257ZM259 142L260 141H256V142H254L255 143V145H254V147L256 146V144H258L256 147L258 148V146H260L261 145V143H262V146L261 147H264L263 145V142H264V139H263V141H261L260 142V145H259ZM83 143V144H82ZM116 143V141L112 144V145H114ZM130 143V142H129ZM138 143V144H139ZM149 143H150V145H149ZM191 143V144H190ZM210 143H212V142H210ZM224 143V142H223ZM248 143V145H246L247 147H249V146H252L251 147V149H253V145H251V144H249ZM162 144V145H161ZM169 144H170V146H169ZM231 144V145H230ZM83 145H86V146H84V149H83ZM101 145V144H100ZM129 145V144H128ZM229 145V146H228ZM244 145V146H245ZM109 146H111V145H109ZM169 146V147H168ZM174 146V147H173ZM201 146V145H200ZM212 146H213V148H212ZM226 146V147H225ZM231 146H233V147H231ZM238 146V145H237ZM236 146V147H237ZM243 146V147H244ZM113 147V146H112ZM129 146H127V148H128ZM136 147H137V143H136ZM152 147H154V149H152ZM164 147V146H163ZM215 147H216V149H215ZM236 147H235V149H236ZM239 147V146H238ZM237 147V148H238ZM241 148V149H243V150H245L246 151V149L245 148ZM255 147V148H256ZM98 148V150H96ZM131 148V147H130ZM129 148V149H130ZM109 149V148H108ZM112 149V148H111ZM126 149V148H125ZM132 150H133V148H131ZM136 150H138V147L137 148H135ZM228 149V150H229ZM234 149V148H233ZM239 149V148H238ZM259 149V148H258ZM80 150H82L84 153H81L82 151H80ZM122 150V149H121ZM120 150V151H121ZM131 150V151H132ZM139 150H141V149H139ZM144 150L145 149H143L142 150V152H143V154H144ZM150 150V151H151ZM159 150H157V151H159ZM227 150V149H226ZM227 150V151H228ZM230 150V151H231ZM249 150V149H248ZM262 151L264 150V148H262L261 149ZM90 151H92V152H90ZM157 151L155 152V155H156V153H157ZM196 151V152H195ZM240 151V150H239ZM11 152H17V153H19V159L21 158V159H23V160H25L26 162L28 161L29 163H32L31 164V166L33 167V166H35V169H37L36 167H38V169H40L41 168V171H42V173L41 172H39V170H38V172H39V177H37L36 176V174H35V172H33L32 173V171H27L28 169H26L25 167L24 168H22V167H19L18 165H17V163H15L13 160H11V159H17L16 157H15V155H13V153L10 155V153ZM109 152V151H108ZM112 152V151H111ZM133 152V151H132ZM141 152V153H142ZM176 152H178V153H176ZM220 152V153H219ZM232 152H233V150H232ZM254 152V151H253ZM258 152V151H257ZM141 153H140V155H141ZM150 153H152V152H150ZM154 153V152H153ZM152 153V154H153ZM188 153V152H187ZM191 152H190V154H192ZM215 153V154H214ZM219 153V155H218V157L219 156H221V157H219V158H222V160L221 159H217L218 157H214L216 154H218ZM228 153V152H227ZM233 153H235V150H234V152ZM244 153V151H242V154ZM249 153H250V151H249ZM254 153H256V152H254ZM254 153H251V154H253L254 155ZM131 154H133V153H131ZM135 154V153H134ZM142 154V155H143ZM157 154H160V152H158ZM192 154V155H193ZM223 156H222V155ZM248 154V153H247ZM251 154H249L250 156H251ZM135 155V156H136ZM155 155H153V156H155ZM173 155V154H172ZM171 155V156H172ZM226 155H228V154H226ZM231 155V154H230ZM233 155V154H232ZM245 155H246V153H245ZM248 155V156H249ZM259 155V154H258ZM158 156V155H157ZM161 156H159V157H161ZM202 156V157H201ZM217 156V155H216ZM241 156V159L240 160H243L242 159V155H240ZM262 156V155H261ZM157 158L156 157V159L158 160V159H160V158ZM170 157V156H169ZM191 157V156H190ZM194 157H196V155L194 156ZM213 157V158H212ZM234 157V156H233ZM259 157V159L258 160H261L263 157H264V151H263V156L261 157V159H260V156H258ZM121 159V162H120V159ZM123 158H125L126 160L128 159V165H126L127 164V162H126V166H127V168H125V169H123L122 168V165H124V161H123ZM161 158H163V157H161ZM171 158V157H170ZM170 158L168 159V160H170ZM202 158V159H203ZM226 158H229V157H226ZM235 158V157H234ZM255 158V157H254ZM253 158V161H256L257 162V160H256V158L254 159ZM118 159H119V162H117L118 161ZM190 159V160H189ZM236 159V158H235ZM247 159H249V158H247ZM264 159V158H263ZM262 159V160H263ZM156 160V161H157ZM161 160V159H160ZM158 161V163L159 164H161V162L162 161ZM167 160V159H166ZM195 161H196V159H194ZM206 160V163H202L201 161H205ZM261 160V161H262ZM144 161H146L145 163H144ZM239 161V160H238ZM244 162H242V164L241 165H245L244 163H246V159H244L243 160ZM264 161V160H263ZM17 162V161H16ZM24 162V161H23ZM114 162H115V165H116V162L118 163L116 166H118L120 163H122V165H119V166H121V172H122V170L125 172V174H129V173H132V175H133V177H130V179L131 180H127L128 178H125L124 180L127 182H125L126 184H127V187H129V188H127L128 190H125V192L126 193H124V192H120V189H124V187L126 186V184H125V186L124 185H122V183L124 182V181H122L123 179H121L120 178V176L118 177V175H115V177L117 176L118 178H115L114 180V183H116V181H117V183L116 184H114L113 182H112V176L113 175H111V176H109V178L111 177V179L109 180V179H105V178H107V177H105L106 176V172H105V170H107L108 168L107 167H110L112 164H114ZM194 162V161H193ZM19 163V162H18ZM20 163H21V161H20ZM25 163V162H24ZM28 163V164H29ZM157 163V162H156ZM234 163H235V160H234ZM240 163V162H239ZM253 162H249V165H251ZM258 163V165H260V167H261V165H264V163L263 162H261V164H259V161L257 162ZM257 163H253L252 165H253V170L252 171H257L258 172V169H259V171L261 170L262 171V169H260V167L258 168V167H256L257 166ZM28 164H27V166H28ZM129 164L131 165V166H129ZM148 164V163H147ZM191 164V165H190ZM254 164H255V167L256 168H258V169H256L255 167H254ZM23 165V164H22ZM26 165V164H25ZM24 165V166H25ZM219 165H220V163H219ZM234 165V164H233ZM252 165L250 166V167H252ZM30 166V165H29ZM143 166H147L145 169H144V167ZM169 166V167H170ZM192 166V167H191ZM199 166V165H198ZM97 167H102L103 168V170H104V175L105 176H102L103 175V173H101L102 175H100L99 173L97 174V172H95V169L97 168ZM112 167V166H111ZM115 167V166H114ZM213 167V168H212ZM220 167H221V165H220ZM227 167V168H226ZM237 167V168H236ZM249 167V166H248ZM250 167H249V169H250ZM262 167H264V166H262ZM92 168H94V171L93 172H95V175H94V173L92 174V178H90V180L92 181H89L87 178H85L86 176H85V171H90V169H91V171L93 170ZM102 168H101V170H102ZM117 168V167H116ZM191 168H194V169H191ZM202 168H200L199 169V167H198V170H200V172H202V173H204V170L202 169ZM222 168V169H223ZM232 168L234 169V170H236L235 172H233L232 171ZM236 168V169H235ZM239 168V169H238ZM244 168V167H243ZM245 168H246V165H245ZM244 168V169H245ZM26 169V170H25ZM35 169H33V170H35ZM221 169V168H220ZM227 169V170H226ZM247 169V168H246ZM97 170H100V169H97ZM100 170V171H101ZM113 170V169H112ZM203 170V171H202ZM205 170V171H206ZM215 170H216V168H215ZM215 170H213L214 171V173H215ZM218 170V169H217ZM263 170H264V168H263ZM88 171V172H89ZM90 171V172H91ZM116 171H119L118 169L116 170ZM161 171V170H160ZM190 171L193 173V174H191L190 175ZM238 171V172H237ZM249 171V170H248ZM248 171H246L245 170V173L246 174H248V173H250V172H248ZM250 171H251V169H250ZM29 172H31V173H29ZM36 172H37V170H36ZM89 172V173H90ZM115 172V171H114ZM114 172H113V174H114ZM143 172V173H142ZM162 172H165V171H162ZM189 172V173H188ZM256 172V175H255V177L259 174V173H257ZM88 173V175H90L91 176V174H89ZM176 173V174H175ZM183 173V174H182ZM30 174H34V175H30ZM111 174H112V172H111ZM123 174V173H122ZM157 174V173H156ZM159 174H160V172L158 173V176H159ZM166 174V173H165ZM188 174V175H187ZM201 174V173H200ZM250 174H252L253 175V172H251ZM254 174H255V172H254ZM50 175V176H49ZM95 177H94V176ZM204 175V174H203ZM85 176V177H84ZM131 176V175H130ZM179 176H181L180 178L181 179H178L177 177H179ZM200 176H202V175H200ZM205 176V175H204ZM248 177L249 176H251V175H247ZM82 177H84V178H82ZM105 177V178H104ZM160 177H163V176H160ZM167 177V176H166ZM203 177V176H202ZM89 178V177H88ZM95 178V179H94ZM120 178V179H119ZM122 178H124L123 176H122ZM169 178V177H168ZM205 178V177H204ZM204 178H202V181H201V178H200V181L201 182H199V183H201L202 184V182H203V179ZM208 178V177H207ZM207 178H206V180H207ZM210 178H211V176L209 177V180H210ZM117 179V180H116ZM246 179V178H245ZM249 179V178H248ZM248 179H246V180H248ZM95 180V181H94ZM105 180V181H104ZM199 180V179H198ZM51 181H54V182H52L51 183ZM109 181V182H108ZM131 181H133L132 182V185L130 186V183H131ZM141 181H144V183H142ZM248 181H250V180H248ZM99 182H100V184L102 183L103 184V182H104V185H106L107 186V188H116L115 190H118L119 192L116 194V192L114 191V193L111 191V189L110 190H108L107 192H106V190H107V188L105 187V191L102 189V186L101 185H99V187L101 186V190H103L104 192H106V193H104V192H102V191H100V189H98L97 187H98V184H99ZM130 182V183H129ZM245 182H247V181H245ZM54 183V185L57 183V186H53V185H51V184H53ZM91 183H92V185H93V183L95 184V185H91ZM113 183V184H112ZM147 184V186H146V184ZM249 183V182H248ZM111 184V185H110ZM144 184L145 185V191H143V193H137L136 192V189L138 190V188H141L142 187V185ZM204 184H205V181H204ZM246 184V183H245ZM97 185V186H96ZM141 185V187H139ZM90 186V187H89ZM109 186V187H108ZM118 186V187H117ZM158 186V187H157ZM203 186V185H202ZM88 187L90 188V189H88ZM104 187V186H103ZM133 187H134V189H133ZM94 188H97L98 190H99V193H98V191L96 192L95 190L96 189H94ZM131 188V189H130ZM201 188H204V186L203 187H201ZM92 189V190H91ZM142 189V188H141ZM140 189V190H141ZM144 189V188H143ZM154 189H156V190H154ZM86 190H90L89 192V194L87 193L86 194ZM203 190H205V189H203ZM87 191V192H88ZM113 193V194H110L111 192ZM85 192V193H84ZM101 192V193H100ZM142 192V191H141ZM228 192V191H227ZM226 196H228V195H226ZM112 197H116V198H111ZM226 198V197H225ZM214 200V201H213ZM221 201V200H220ZM223 203V202H222ZM213 204V205H212ZM217 205V204H216ZM210 208V207H209ZM221 209V208H220ZM210 211V210H209ZM199 213V212H198ZM240 213V212H239ZM32 214V213H31ZM257 216L259 217V218H261L262 220H259L258 218H257ZM28 218V217H27ZM31 218H32V216H31ZM229 219H227L226 218V220L227 221H229V222H223L224 220H222V222H220L218 225H215L214 226V228H213V230L215 229V231L214 232H209V233H214L213 235H216V239H215V237L213 238L211 235L212 234H207V235H209V238H211V239H214V240H210L207 236H205L204 237V239L206 240L207 238V240H208V242H209V240H210V242H212L213 241V244L212 243H207V240H206V242H205V240L201 237L202 236V233H200V237L199 236H197L196 237V244H194L193 245V240H191V239H189V242H188V246H185V244H182V242L183 241H181V243L180 244H178L177 245V243H175L174 244V246H177L176 248H175V252H173L174 253V255H175V253H179L180 252V254L181 255H184V254H182V252H186L187 250V248L190 246V245H192V246H194V248H195V250L197 251V252H199L200 250H202V248H204V247H206V248H204V250L205 249H209L210 250V248L213 250V251H217L218 253V256H217V254L215 255V259H216V261H217V259L219 260L218 262H220L221 264H264V213H256V214H253V215H251V217L249 216H237V217H235V216H231V218L230 217H228ZM225 219V218H224ZM33 220V219H32ZM179 220V221H178ZM245 220H247L246 222H245ZM22 221V220H21ZM20 221V222H21ZM35 221V220H34ZM41 221V220H40ZM240 222H242L241 224H240ZM34 223V222H33ZM37 223V222H36ZM32 224V223H31ZM61 224L63 225H67L66 227L68 228L69 227V225L70 226H81V227H79V229H80V231H81V229L83 228V230H82V232L84 233L82 236V239H81V237H77L76 238V240L75 241H77L79 238H80V241H79V244L81 245V247H87V251H85L84 249H80L81 247H80V245H79V249L77 250L78 252H77V256L76 255H74V253H73V251L71 250L72 249V247H74V246H78V244L77 245H74L73 246V244H76V242H74L73 240L75 239V234H73L74 236L72 237V236H68L67 237V235L65 236V237H67V238H64V236H63V238L65 239V242H64V240H63V244L61 243L62 241V239H61V237H59L60 235H59V233H61L60 231H59V233H57V236L61 239V240H59V241H56V238H54V236H52L51 235V233L50 232H54V233H56V231L57 230H62L60 227H61ZM58 225V226H57ZM176 225H177V223H176ZM175 225V226H176ZM21 226V227H20ZM28 226V225H27ZM32 226V225H31ZM38 226V225H37ZM37 226H35V227H37ZM60 226V227H59ZM39 227V226H38ZM66 227H63V228H65L66 229ZM34 228V227H33ZM32 228V229H33ZM60 228V229H59ZM70 228V227H69ZM72 228V227H71ZM173 228V227H172ZM65 229H63V230H65ZM73 229V228H72ZM78 227H77V229L75 228V230L74 231H76V232H78ZM166 229V230H165ZM69 229H67V231H68ZM171 230V229H170ZM169 230V231H170ZM66 231V232H67ZM69 231H71V230H69ZM89 231L91 232V233H89ZM92 231H97V232H99V233H96V234H93L92 233ZM136 231V232H135ZM243 231V232H242ZM43 232V233H42ZM49 232V233H48ZM58 232V231H57ZM75 232V233H76ZM146 232V233H145ZM40 233V232H39ZM38 233V234H39ZM72 233H73V231H72ZM71 233V234H72ZM113 233H115V231L113 232ZM116 233V234H117ZM121 233V234H120ZM148 233V234H147ZM168 233V232H167ZM216 233V234H215ZM34 234V233H33ZM38 234H34V235H38ZM63 234H65V233H63ZM70 234V233H69ZM78 235H79V232L77 233ZM76 234V235H77ZM81 234V233H80ZM94 236H93V235ZM108 234H112V233H108ZM107 233H106V235H108ZM115 234V235H116ZM54 235V234H53ZM113 235V234H112ZM114 235V236H115ZM118 235H116V238L117 237H119ZM123 235V234H122ZM128 235V234H127ZM160 235H162V236H160ZM39 236H40V234H39ZM62 236V235H61ZM99 236H100V234H99ZM105 236V235H104ZM103 236V237H104ZM111 236V235H110ZM125 236V235H124ZM133 236H131V237H133ZM152 236H150L151 238H152ZM170 236V235H169ZM69 237H72V239H68ZM108 236H105V239H103V240H106V238H107ZM130 237V236H129ZM136 237V236H135ZM135 237H133L134 239H135ZM142 237V238H143ZM74 238V239H73ZM116 238H113V236H112V239H110V240H112L111 242H109L110 240H108V238H107V240H108V242L107 241H104L105 243H107L106 245L107 246H105L106 247V249H107V247H108V250L110 249L109 248V246H108V243H109V245H111L112 243H114V241H113V239L114 240H117V241H119L120 240V238L118 239H116ZM124 237L123 236H121V240L123 239ZM138 238H140L141 239V237L139 236V237H137V239ZM153 238V239H154ZM157 238V241L159 240ZM163 238H165V237H163ZM170 238V237H169ZM66 239H68L69 241L68 242H74L73 244H72V247H71V244L70 243H67L66 241ZM93 240L95 239L96 241L98 240V237L97 238H92ZM99 239H101V238H99ZM98 240L99 241V243H100V241L101 242H103V240ZM127 239V238H126ZM125 239V240H126ZM144 239H142V240H144ZM149 239V238H148ZM148 239H147V241H148ZM160 239V240H161ZM166 239V238H165ZM201 239V240H200ZM58 240V239H57ZM184 240V239H183ZM203 240V241H202ZM61 241V242H60ZM146 240H145V242H147ZM150 241H153L154 242V240H152V239H150ZM149 241V242H150ZM163 241H164V239H163ZM190 241H192V242H190ZM84 242H85V239H84ZM90 242V241H89ZM122 242H123V240H122ZM121 242V243H122ZM152 242V243H153ZM166 242V241H165ZM169 242V241H168ZM180 242V241H179ZM93 243V242H92ZM98 243V242H97ZM104 243V244H105ZM111 243V244H110ZM115 243H116V241H115ZM121 243H119V244H121ZM129 243V242H128ZM133 244L135 243V242H132ZM131 243V244H132ZM151 243V242H150ZM156 243V242H155ZM202 243H204V244H202ZM207 243V244H206ZM215 243V244H214ZM65 244H68L69 245V250L68 249H66V247L64 248V246H65ZM86 244V243H85ZM119 244H117V245H119ZM127 244V243H126ZM130 244V243H129ZM137 244V243H136ZM164 244V243H163ZM166 244H168V243H166ZM206 244V245H205ZM95 245V244H94ZM114 245V244H113ZM186 245H187V243H186ZM207 245H211V247L209 248ZM214 245V246H213ZM122 246V245H121ZM123 246H124V244H123ZM133 246H136V245H133ZM141 246V245H140ZM168 246V245H167ZM172 246V242H171V245L169 246V247H171ZM173 246V247H174ZM83 247V248H84ZM91 247H93V246H91ZM102 247H103V245H102ZM104 247V248H105ZM111 247V246H110ZM114 247H115V245H114ZM114 247H113V250H114ZM117 247H119V246H117ZM116 247V248H117ZM124 247H126V245L124 246ZM129 247V246H128ZM123 248L122 250H123V252L121 251V253H119L118 255H120L121 254V259H123L126 255H130V254H128V252L130 251V249L132 248V245H130V248ZM142 247V246H141ZM19 248H22V249H25L24 251L23 250H21V249H19ZM68 248V247H67ZM77 248V247H76ZM95 249H96V247H94ZM103 248V249H104ZM115 248V249H116ZM138 247H136V249H137ZM143 248V247H142ZM142 248H138L137 250L139 251V250H141L142 251ZM167 248V247H166ZM75 249V248H74ZM93 249V248H92ZM94 249V250H95ZM98 249V248H97ZM96 249V250H97ZM102 249V250H103ZM119 249H120V247H119ZM118 249V250H119ZM71 250V251H70ZM96 250L95 251H93V253L92 254H94V258H95V252H96ZM100 250V249H99ZM101 250V251H102ZM117 249L115 250V251H117V252H119ZM135 249L133 248V251H134ZM144 250H145V248H144ZM143 250V251H144ZM174 250V248H172V251ZM204 250H203V253H205L204 252ZM212 250H211V252H212ZM29 251L31 252V253H29ZM107 251V250H106ZM105 251V252H106ZM111 251H112V249H111ZM136 251V250H135ZM138 251H136L135 253L137 254V256H139V255H141V252H140V254L139 253H137ZM168 251V250H167ZM166 251V252H167ZM171 251V250H170ZM191 251V250H190ZM190 251H189V253H190ZM73 254H72V253ZM74 252H75V250H74ZM91 252V249H90V251H89V253ZM98 252V254L100 253L99 251H97ZM169 252V251H168ZM207 252H209V251H207ZM76 253V252H75ZM83 253V254H84ZM88 253V252H87ZM88 253V254H89ZM108 253V252H107ZM144 253V252H143ZM159 253V252H158ZM173 253H172V255H173ZM213 253V252H212ZM82 254V253H81ZM82 254V256L84 257V255ZM88 254H87V256H88ZM97 254V255H98ZM101 254V253H100ZM135 254V255H136ZM139 254V255H138ZM149 254H151V253H149ZM160 254H161V251H160ZM165 254H167V257L169 256V258L171 257L172 258V256H170L169 255V253H165ZM177 254L175 255V256H177ZM193 254V253H192ZM86 255V254H85ZM103 254H101V256H102ZM108 255V254H107ZM123 255H124V257H123ZM134 255V254H133ZM173 255V257H175ZM180 255V257H182ZM190 255H191V253H190ZM200 255V254H199ZM73 256H74V259L76 260H74V259H72L73 258ZM76 256V257H75ZM81 256V255H80ZM87 256H85L86 258H87ZM93 255H91V257H90V255L88 256V258H92L93 259V257H92ZM100 256V255H99ZM106 255H104L103 257H105ZM109 256V255H108ZM151 255H149V257H150ZM164 256V255H163ZM185 256V255H184ZM188 256V255H187ZM186 256V257H187ZM193 257H194V255H192ZM191 256V257H192ZM196 256V255H195ZM202 256H205V255H202ZM97 257V256H96ZM103 257H102V259H103ZM133 257V256H132ZM131 257V258H132ZM140 257V256H139ZM148 257V256H147ZM180 257H179V259H180ZM190 257V258H191ZM193 257L191 258V259H193ZM197 257V256H196ZM207 257V256H206ZM209 257V256H208ZM207 257V258H208ZM214 257V256H213ZM86 258H85V260H86ZM87 258V259H88ZM100 258V257H99ZM141 258H142V256H141ZM183 258V257H182ZM188 258V257H187ZM189 258V260H187L186 262H189L190 263V259ZM79 259V258H78ZM81 260L80 261H83L82 260V258H80ZM92 259H88L89 260V262L92 260ZM102 259H99L100 260V264H107V263H105V262H103L104 261V259H103V261H101ZM120 259V258H119ZM119 259H116L117 261L119 260ZM126 259V261H127V258H124V260ZM134 259V258H133ZM132 259V260H133ZM177 260L178 259V257H175V258H173V260ZM184 259H185V257H184ZM84 260V261H85ZM98 260V259H97ZM106 260V259H105ZM170 260H172V259H170ZM175 260V261H176ZM209 260V259H208ZM80 261L78 262V263H80ZM84 261H83V263L82 264H84ZM87 261V260H86ZM86 261H85V263H86ZM93 261V260H92ZM107 261V260H106ZM109 261V260H108ZM107 261V262H108ZM123 261V260H122ZM121 260L119 261V263L118 264H122L121 262H122ZM126 261H124V262H126ZM169 261V260H168ZM185 261V260H184ZM88 261H87V264L89 263ZM94 262H95V260H94ZM93 262V263H94ZM123 262V263H124ZM129 262V261H128ZM132 262V261H131ZM173 262V261H172ZM171 262V263H172ZM92 263V262H91ZM117 263V262H116ZM165 263V262H164ZM170 263V262H169ZM174 263V262H173ZM182 264L183 263V260H182V262L180 261V262H178L177 264ZM213 263V262H212ZM219 263V264H220ZM95 264V263H94ZM125 264V263H124ZM128 264V263H127ZM131 264V263H130ZM139 264V263H138ZM141 264V263H140ZM159 264V263H158ZM168 264V263H167ZM186 264V263H185ZM192 264V263H191ZM215 264V263H214ZM218 264V263H217Z\"/></svg>","mask_w":264,"mask_h":264},{"label":"rangeland","instance_id":"374dc122","mask_svg":"<svg viewBox=\"0 0 264 264\" xmlns=\"http://www.w3.org/2000/svg\"><path fill=\"white\" fill-rule=\"evenodd\" d=\"M19 1V2H18ZM13 0L11 3H9V4H7L6 6L7 7H9V6H11L12 7V9H14L15 11H17L18 13L20 12V14L22 13V15H28V16H30L31 15V12H30V10H31V8H33V7H37L38 6V3L36 2V1H34V0ZM172 1V0H171ZM174 1V2H173ZM172 1V3L170 2V0H163V1H160V3H159V9H157V11H148V10H141V9H133V7H131V6H121V7H119L118 9H116V10H109V11H104V10H99V11H91V10H89V8L88 9H86V8H81V9H77L74 13L73 12H71L70 14H64L63 16H57L55 13H51V12H49L48 14H47V16H42L44 19H42L43 20V22L45 23V24H47V22H48V26H50V24H52V26L51 27H53L54 26V24H56V26H55V28H54V30H53V28L51 29V27H49L51 30H53V31H51L49 28H48V30H47V32H46V34H45V36H46V39H45V42H49V45L51 44V46H47V44H46V46L47 47H49L47 50H50L49 52H48V54H51V56L50 55H48L47 54V52L45 53V50H46V46H45V49H44V42L42 43L41 42V40L42 39H40V44H39V39H37V40H35V43L33 44H28V46H26L27 47V50L29 49V55H30V58H29V56H28V62L27 61H23V60H27V59H22V61L20 60V62L18 61V60H15V61H13V60H11L10 62H8L9 60H4V62H3V60H0V90L2 89V95H5L4 97H2V95H0V100H2L4 103V105H5V109H10V110H15V108H16V105H15V103L13 104V102L11 103V101L10 100H8V101H10V103H8L5 99H8V98H10V96H15L16 95V97H18L19 96V98L21 97V98H26L27 96L29 97H31V98H34V100L36 99V100H40V98L43 100V103L48 107V108H51V109H53L54 111H59L61 108L60 107H62V109H65V111H62V114H63V112H66V111H71V110H75V112H82L81 110H86L87 109V111H93V110H95L96 111V113H99V110H100V112H101V110H103V109H105L103 112H106V114H112V115H110V117L112 118V116H113V118H112V121L114 122V126H117V127H114V128H117V129H115V130H113V132L111 131V134H108V133H105L104 134V132H100V131H96L95 129H89V131H91V133H93V135H97V136H93L91 133H89V132H87V133H89V134H87L88 135V137L90 136V138H92V140L94 139V137H95V142H96V138L98 137L99 138V141H101L102 139H103V136L105 137V138H107V141H108V139H109V144H107V141L106 142H102L103 140H105V138L101 141V143H99V148H100V151H101V147L104 145V146H106L105 144H107L108 146H106L107 147V150H106V148L105 147H103V149L105 148V150L104 151H102L104 154H106L107 155V153H108V156H114L115 155V153L116 154H119V153H122V152H126V153H128L129 154V158H131V157H138V156H140V157H146L144 160H146L147 161V163L145 164V165H149V168H146L145 166H143L144 167V169L146 168V169H151V168H154L155 170H159V171H154V177H155V179H157V181H159L160 182V180H162L163 178L164 179H168V180H170L172 177V180H174V179H176L175 177H176V175H179L180 173H178V174H176L175 176H174V172L172 173L171 171H166V169L165 168H163V166H164V163H165V161H166V163H165V166L167 167V168H170L171 170L173 169V165H171L170 166V164H169V161H171V159H173L174 157L173 156H175L174 154V152L173 153H171L170 154V152L171 151H169L168 152V155L171 157H169V156H167V154L164 152V156H161V155H163V151H168L167 149H171L172 147L170 146V144H169V146H170V148H167V149H162V148H165V147H167L166 145L168 144V140H169V142H171L172 141V138L174 139L175 137H173V135H175L176 136V133H177V131H178V134H179V130L180 129H177V131H176V133H175V130H174V133H173V135L171 134L172 132H173V130H171L172 129V127H171V129L169 128V126H173L174 125V123L172 124V121L171 122H169L168 121V124H167V126H166V124L164 125V123L163 122H165V120L162 122V118H163V114L164 113H169L168 114V116H167V118H172L173 119V117L176 115H178L177 117H178V119H180V117H182V114L183 113H190L189 114V116H187L186 114H183V117H184V115L186 116V121L185 122H187V120H192L193 118H194V116L192 115V114H195V117H196V114L198 113H200L199 114V116H197L196 118H198V119H200V120H195V119H193V120H195V121H193L192 120V122L190 121V123H191V126L189 125V123H188V125H186V127H183L182 126V124H183V120H185L184 118H181L180 120H178L177 119V117H174V118H176L175 119V122L176 121H181L182 120V123H178V124H176L175 126H179V125H181L182 127H183V130L184 129H186V130H184L183 132H184V135H186L187 134V131L189 130V132L191 131V129L190 128H193L192 129V133H193V130H196L197 128L199 129V131H201L202 129L203 130H205L206 128H209V127H207L208 126V124H212V123H210L209 121H212L214 124H215V127L216 128H214V125H210V128H209V130L211 129V132L214 130L215 131V133H213V134H216V136H217V138L215 137V138H213V140H212V138H210L211 140H204L205 138H207V139H209V136H210V134H211V137H213L212 135V133H210V131H206L205 132V135H207L208 137H205L203 134V141L205 142V143H208V144H212L213 145V142H214V145L213 146H215L216 145V147H218V149L221 151V153H222V151L223 152H225V154H223L224 155V157H222L223 158V160L224 159H226L227 161L225 162L224 161V163L223 164H225V165H223L221 162H223V161H221L220 162V160H218V162H215L214 161V159L216 160V158H214V159H211V160H213L212 162H215L217 165H213V167H215V166H217V167H215L216 168V170H215V168H213V170H215V173H214V171L212 170L211 171V169H210V171H211V173H212V175L213 174H215L216 176H217V171H218V174H219V172H221L220 170H225V168H223L222 167V165L225 167L227 164L226 163H228V165H227V167L229 166V168H228V170L230 169L231 170V168H230V166H231V164H232V167L234 166H239V167H241L240 169H239V174H238V178L236 179V181H235V179L234 180H232L233 182L232 183H235L234 184V186H229L228 187V189H227V191L225 190L224 191V196L221 198V199H218V200H215V201H217V205L215 204V202L212 204L213 206H209L208 208H204L202 211H197L196 213H194V215H192V214H190L189 216L187 215V217H185V218H181V220L179 221V222H174L173 224H172V227H170L169 229H168V227L166 228L167 229V231L166 232H164L163 233V231L162 232H160L159 234H165L163 237H165V238H163L162 237V239H161V237H159L158 238V234L157 233H155V238L153 237L154 236V233H151V234H153V236L152 235H150V232H149V234L147 235L148 237L147 238H145L144 239V237H146V235L144 234V232H140V233H142L143 234V236L141 235V234H139L138 235V233H135V235L133 236V231H131L132 233H123V232H121L120 234V236L118 235V233H117V231L116 230H113V231H110V232H106L107 234L108 233H112V234H108V235H106V233L104 234V232H102V233H99V232H97V231H92V233L93 234H96V233H99L100 234V236H99V234H98V240H101L102 238L103 239H105V236H108L107 238H108V240H110V239H112V236H113V238H116V235H118L119 237H117L118 239L120 238V240L119 241H117V240H114L113 239V241H114V243H110L111 245H109V243H108V246H109V250H108V247H107V249H106V247L105 246H107L106 244L107 243H105L104 241H107L108 242V240H107V238H106V240H103V242H101L100 241V243H99V241L97 240H93L92 238H97L96 237V235L94 236L93 234V236L94 237H92L91 238V234H89L90 235V237H88V231H86V230H84L83 232L85 233H83L82 232V230H83V228L81 229V231H80V229H79V227H81V226H77L78 227V232H79V235L77 234L78 232H76V231H74L75 230V228L77 229V227L76 226H70L69 225V227L67 228L66 226L67 225H62L61 224V229L62 230H57L56 231V233H52V232H50L51 233V235L52 236H54V238H56V241H59V240H61L60 242L63 244V240H64V242H65V239L64 238H67L68 236H74L73 234H75V239L73 240L74 242H76V244H73L74 242L72 241H70V242H68L70 239H72V237H69L68 239H66L67 241V243H72L73 244V246L74 245H77L78 244V246H74V247H72V244H71V247H72V251H73V253H74V255H78L79 253H80V255H78V257H76V259H77V264H82L83 263V261L85 260V256H87V254L89 253V251H90V249H91V252L88 254V256L90 255V257H91V255H93L92 257H93V259L92 258H88V256H87V258L88 259H92L90 262H89V260L86 258V260L89 262L88 264H100V260L99 259H102V257L104 256V255H106L105 257H103V259H104V261H103V259L101 260V261H103V262H105V263H107V264H118L119 263V261L121 260H123L121 263L122 264H177L178 262H182V260H183V263L182 264H219L220 262H218L219 260L217 259V261H216V257H215V255L218 253L217 251H213L212 249V247H211V245L209 246V245H207L209 248H210V250L208 249H205L204 250V248H206V247H204V248H202V250H200L199 252H197L196 250H195V248H194V246H192V245H190L186 250V252H182V254H184V255H181L180 254V252L177 254V253H175V255L177 254V256H175L174 255V253L173 252H175V248L177 247V246H174V244L175 243H177V245L178 244H180L181 243V241H183L182 242V244H185V246H188V242H189V239H191V240H193V245L194 244H196V237L197 236H199L200 235V233H202V238L204 239V237L205 236H207L208 238H209V235H207L209 232H214L215 231V229L213 230V228H214V226L215 225H218L220 222H222V220H224L223 222H229V221H227L226 220V218L227 219H229L228 217H230L231 218V216H235V217H237V216H250L251 217V215H253V214H256V213H264V170H263V168L264 167H262V166H264V165H261V167H260V165H258V161H259V164H261V162H263L264 163V157L261 159V157L263 156V151L261 150L262 148H264V147H261L262 146V143H261V145H260V142L261 141H263V129L262 128H264V102H262L263 100L262 99H260V102H257V98L258 97H263V99H264V95H263V93L262 92H260L259 93V96L258 97H255L256 99V101L255 102H257V103H254V101L252 100L253 98H249L250 100H251V102L249 101V100H247V99H245L244 97H242L243 95L242 94H240V93H238V95L239 96H237V94L235 95V94H233V95H228V97H227V99L228 98H230V99H232L231 101H230V99H226V97H225V95H224V97H225V101H228V102H224V101H220V100H222V98L224 99V97H222V98H218L219 96L221 97V96H223L222 95V93H220L221 95H219L218 96V94L217 93H219V92H221V91H218V92H214V94L212 93V92H210V91H208L210 94H209V98H208V92H203L204 91V89H202V90H200L199 88H202V87H200V86H198V88H197V86L195 87L194 86V83L196 82H194V81H192V83H191V78H193L194 79V77H192L191 76V78L189 79V78H187L186 76H189V74L188 73H183L184 75H186V76H183V74H181L180 76L181 77H183L181 80H179V78L177 77L178 76V74L177 73H179V72H183L184 70L183 69H185V68H183L181 65H184V64H186V63H183V60H185L186 62L187 61H192L191 59L190 60H186V59H184V56H186V55H183V54H187L189 51L188 50H193L194 49V51H192V52H197V50L199 51V50H201V48H202V50H204V51H202V53H199V56L202 58H200V59H195V60H193L188 66H190V65H192L193 64V66H191V67H193V68H191V67H189V68H191V69H194L195 70V66L197 65V64H202L203 62L205 63V62H211V63H213V62H215V65H216V68L218 69V68H220L219 66H220V63L221 64H223V62H224V64L222 65V67L224 68V69H226V70H228L229 72H230V75H231V73H233V77L235 76L234 75V73L235 72H233V71H231V70H235V68L233 67V64H231L232 63V61H233V58H236V55H238V58L240 57V59H244V60H246V63H250V64H248V65H245L246 63H244V66L246 67H248L247 69V71H248V73H247V71H246V73H247V75L248 74H250L249 75V77L247 76L245 79H246V81L247 82H250V83H252V86H251V88L253 87L254 88V90L255 89H257L256 91H258L259 89H264V53H262V52H260V51H262V49H261V47L262 48H264V46H262L263 44H264V19H262V18H264V2H263V0H173ZM227 1H230L231 2V4L233 5V3H238L239 2V4H237V5H239V6H237V9L235 8L234 9V7H230V2L228 3ZM233 1H236V2H233ZM238 1V2H237ZM259 1V2H258ZM186 2V3H185ZM188 2V3H187ZM244 2V3H243ZM17 3V4H16ZM175 5H174V4ZM199 3V4H198ZM247 3V4H246ZM254 3V4H253ZM15 4H16V6H15ZM53 4H55V3H50V7H52V8H54L56 5H53ZM211 4V5H210ZM228 4H229V6H228ZM244 4V5H243ZM5 5V4H4ZM182 5V6H181ZM252 5V6H251ZM254 5H255V7H254ZM262 5V6H261ZM14 6H15V8H14ZM40 6H42V5H39L38 7H40ZM71 6H73L74 7V5H71ZM173 6V7H172ZM244 8H242V7ZM245 6V7H244ZM259 6H261V7H259ZM45 7H48L47 5H45ZM56 7H58L59 8V6L57 5ZM55 7V8H56ZM178 7H180V8H178ZM247 7V8H246ZM235 10V12H239V13H234V11H233V13L235 14V17L233 16L234 14L232 13V10L233 9ZM261 10H260V9ZM231 9V10H230ZM256 9H258V11L256 10ZM74 10V9H73ZM191 10V11H190ZM229 10H230V12L231 13H229ZM237 10V11H236ZM252 10H254V11H252ZM28 12V13H27ZM124 12V13H123ZM249 12V13H248ZM250 12H252V13H250ZM37 13H38V15H37ZM37 13H35L34 12V16H36V17H38V19H40L41 18V14H43V13H41V12H37ZM50 13L52 14V15H50ZM145 13V14H144ZM241 13V14H240ZM243 13V14H242ZM246 13V14H245ZM76 14V15H75ZM230 14H232V15H230ZM236 14H238V15H236ZM251 14V15H250ZM243 15V16H242ZM33 16V17H34ZM40 16V17H39ZM58 17V19L60 20V21H58V19H57V17ZM116 16V17H115ZM137 16H138V18H137ZM228 16V17H227ZM238 16V17H237ZM246 16V17H245ZM249 18H248V17ZM259 16V17H258ZM263 16V17H262ZM68 17L70 18V19H68ZM95 17V18H94ZM187 17H189L190 19H192L193 20V18H194V20H196V21H198L197 22V24H195L196 22L194 21V25L196 26L195 27V29L193 30L192 28H191V24H193L192 22L193 21H188L187 20ZM262 17V18H261ZM66 18V19H65ZM73 18H75V19H73ZM121 18V19H120ZM242 18H244V19H242ZM253 18V19H252ZM257 18V19H256ZM37 19V18H36ZM55 19V20H54ZM68 19V20H67ZM136 19V20H135ZM242 19V20H241ZM262 19V20H261ZM45 20V21H44ZM62 20H64V22L66 21H68L67 23L65 22H61ZM233 20V21H232ZM241 20V21H240ZM246 20V21H245ZM250 20V21H249ZM261 20V21H260ZM37 21V20H36ZM35 21V22H36ZM38 21H40V20H38ZM188 21V22H187ZM200 21V22H199ZM244 21V22H243ZM234 22V23H233ZM62 23V24H61ZM114 23V24H113ZM230 25H229V24ZM239 23V24H238ZM240 23H242L241 25H240ZM57 24H59V25H61V26H59V28L57 27ZM66 24V25H65ZM199 24V25H198ZM1 25H4L3 23H1L0 24V26ZM118 25V26H117ZM127 25V26H126ZM191 25V26H190ZM199 27H198V26ZM229 25V26H228ZM242 25H244V26H242ZM111 26V27H110ZM116 26V27H115ZM132 26V27H131ZM225 26H227V28L225 27ZM246 26V27H245ZM184 27V28H183ZM204 27H206V29H204ZM212 27H215V28H213V29H215V30H210V28H212ZM218 29H217V28ZM253 27V28H252ZM220 28V29H219ZM222 28H226V30L227 31H225L224 29V32L225 33H222L223 31H222ZM239 28V29H238ZM250 28V29H249ZM256 28V29H255ZM85 29V30H84ZM118 29H120V30H118ZM187 31H186V30ZM236 29L238 30V31H236ZM242 29V30H241ZM199 30H210V33L207 31L206 32V34L203 32V33H200V34H198V32H199ZM64 31V32H63ZM79 31V32H78ZM119 31V32H118ZM173 31H175V32H179L178 34H176V36L177 37H175L174 36V32ZM194 31H197L196 33L197 34H195V35H198V40L204 45V47H202L201 45V48H195V46H198V44L197 43H199V44H201L200 42H196L195 44V46H194V44H192V42H193V40L195 41V40H197L196 39V36L194 35ZM212 31V32H211ZM221 31V32H220ZM229 31V32H228ZM236 31V32H235ZM242 32L244 35H242V33H239V32ZM247 31V32H246ZM62 32V33H61ZM86 32V33H85ZM123 32V33H122ZM187 32V33H186ZM193 32V33H192ZM232 32V33H231ZM255 32H256V34H255ZM58 33H59V35H58ZM60 33H61V35H60ZM188 33H190V34H188ZM208 33V34H207ZM227 33H229V34H227ZM239 33V34H238ZM124 34V35H123ZM183 34V35H182ZM188 34V35H187ZM191 34H192V36H193V38L195 37V39H192V37H191ZM52 35V36H51ZM207 36L206 38H205V36ZM214 35V36H213ZM258 35V36H257ZM261 35H262V37H261ZM55 36H57V38H55ZM64 36V37H63ZM121 36V37H120ZM189 36V37H188ZM204 36V37H203ZM233 36V37H232ZM236 36H238V37H236ZM257 36V37H256ZM59 37H63L62 39V41L60 42L59 40H61ZM114 37H116V38H114ZM187 37H188V39L191 37V41H190V39H189V42H191V43H189L188 41H185L186 39H187ZM229 37V38H228ZM234 37L236 38V39H234ZM245 37V38H244ZM250 37H252V38H250ZM80 38V39H79ZM184 39V41L187 43H185V45H184V41L182 42V40ZM186 38V39H185ZM208 38V39H207ZM227 38V39H226ZM256 38V39H255ZM55 39V40H54ZM58 39V40H57ZM79 39V40H78ZM179 39V40H178ZM187 39V40H188ZM201 39V40H200ZM233 39V40H232ZM243 39V40H242ZM197 40V41H198ZM205 40V41H204ZM235 40V41H234ZM245 40V41H244ZM53 41H56V42H53ZM152 41L153 42H156V43H152ZM175 43V47H176V49H175V47H173L172 45L174 44L173 42ZM227 41H229V42H227ZM242 41H243V43H242ZM256 41V42H255ZM258 41V42H257ZM113 42V43H112ZM117 42L120 44V45H122V44H126L125 46L123 45V46H120L119 45V47H121V49H122V52L125 50V49H123V47L124 48H130V49H133V50H131L133 53V58H132V54H130V49L128 50V49H126V51H124L123 52V55H125L126 57L128 56V55H126V54H124V53H127L128 52V54H130V56H129V62L127 63V62H125L126 60H125V58L126 57H124V59H123V64L124 65H127L128 67L129 66H131V67H129L130 69H128V67L127 68H125V69H128L129 71L131 70V72L135 69L136 70V72L134 71V72H132L131 74H133V75H131V77H130V73L128 72V70H127V73L129 74V75H127V73H126V71L125 72H123L124 71V67H122L123 65H122V63L120 64V62H119V60L121 61L122 59H119V57L118 56H116L115 58H118V60H117V62L118 63H116V59L114 58V56L115 55H117V52H119V51H117V52H114V50H115V47H117L118 46V44H117ZM135 42H136V44H138V46L140 45H145V46H143L142 45V48L143 47H145V49H144V51H146L145 53H143L144 54V56H145V59H144V56H142L143 54H142V52H143V50H141V48L140 47H138L137 45V47L141 50H139V52H136V51H138V49L136 48V51L134 50L135 49V47L133 48V46L135 45ZM163 43V45H162V43ZM166 42V43H165ZM205 42H208L207 43V45H209V44H211L209 47L205 44ZM215 42V43H214ZM220 42V43H219ZM223 42H225V43H227V44H225V43H223ZM231 42V43H230ZM236 42V43H235ZM55 43V44H54ZM129 43L131 44V46H132V48L130 47V45H129ZM158 43H161L160 44V46L159 45H157ZM238 43V44H237ZM41 44H43V46L41 45ZM61 44H63V49H62V45ZM66 44V45H65ZM117 44V45H116ZM134 44V45H133ZM156 44V51L154 52L153 51V49H152V52H151V47L152 48H154V45ZM190 44H191V46H192V48L191 49H189L190 48ZM219 44V45H218ZM225 44V45H224ZM236 44V45H235ZM249 44V45H248ZM31 45V46H30ZM32 45H33V47H32ZM40 45V46H39ZM52 45H54V46H52ZM79 45V46H78ZM151 45H153V46H151ZM189 47H188V46ZM205 45L207 46V48L205 47ZM216 45V46H215ZM256 45V46H255ZM260 45H261V47H260ZM34 46H35V48L36 47H41L42 46V48L41 49H43V50H41L42 52H37V51H35V50H39V48H37V49H35L34 48ZM56 46V47H55ZM99 46V47H98ZM159 46V47H158ZM186 46H187V48H186ZM254 46H255V48H254ZM25 47V48H26ZM157 47L159 48V49H157ZM169 47H171L170 49H169ZM199 47V46H198ZM244 47V48H243ZM31 48H33L32 50H34L35 52H37V53H35V54H37L38 55V53H39V57L41 58L42 56L43 57H45L46 55V58H49V56H50V58L49 59H46V58H39V57H36L35 56V54L32 56V58H31V55H32V51H30L31 50ZM65 48H66V50H65ZM107 48H108V52L106 51L107 50ZM112 48L114 49V50H112ZM166 48V50H164ZM185 48V49H184ZM207 50H209V52L208 51H206V49ZM218 48V49H217ZM232 48H234V49H232ZM238 48V49H237ZM253 48H254V51H255V49H256V54H254L252 51H253ZM60 50L59 51V53H57L58 51L57 50ZM102 49H106V50H103V51H101ZM115 53V55H113V58L115 59V63L116 64H118L117 65V68H114L113 69V71H115V72H118L119 73V75H118V73L117 74H115V76L116 75H118V76H114V72L112 71L111 72V70H110V72L108 73V72H105V68H104V62H101L100 60H97V61H99L100 62V64H98L99 62H97L96 64H98V65H96L95 64V53L96 52H102V53H106V54H109V56L112 58V52H111V50ZM118 49V48H117ZM197 49V50H196ZM217 49V50H216ZM232 49V50H231ZM257 49L259 50V51H257ZM39 50V51H40ZM119 50V49H118ZM169 50H175L176 51V55H178V56H176L175 57V52H172V51H170L169 53L171 54V52H172V55L171 56H174L175 58H177L176 60L174 59H172V57L171 56H168L167 54H166V52L168 53V51ZM187 52H186V51ZM230 50L232 51V52H230ZM233 50H236L235 52V55H234V51ZM55 51H56V53H55ZM116 51V50H115ZM135 51V52H134ZM177 51H179V52H177ZM184 51L186 52V53H184ZM206 51V53L208 52V53H210L211 54V56L212 57H210L209 55L207 56V54L206 55H204L203 54V52H205ZM51 52V53H50ZM67 52V53H66ZM141 52V53H140ZM149 52H150V54H149ZM154 52V54H152V55H154V56H152V57H154V60L153 59H151L152 57H151V53H153ZM191 52V54H193ZM219 52V53H218ZM259 52H260V54H259ZM45 53V54H44ZM110 53H112V54H110ZM135 53V54H134ZM138 53V55H141V56H137V58H139L138 59V61H140L141 59H140V57H143V59H144V61H140V62H137V58L135 57V55ZM179 53V54H178ZM213 53V54H212ZM262 53V54H261ZM42 54H44V55H41ZM58 54H60L59 56H63V58H65V60H66V63H67V66L68 65H72V68H74V70H75V73H77V74H79V75H85L84 73H86V74H90V72L91 73H95V72H101V74H100V76L101 77H104V78H102V80H98V81H100L101 83H98L97 82V85L99 84V85H103V82L102 81H104L105 83L104 84H106V83H108L110 86H112V88H114L115 89V92L118 94H120V95H115V97H113L114 99L112 100V99H110V101L109 100H106V99H99V98H95V97H92V99H91V96H90V99H89V96H85V98L84 97H82V98H79V97H76V96H71L70 98H67V99H65V101H57V100H55V98L53 97H50V96H47V93L46 92H44L43 91V89L41 88V89H39L40 87H37L36 85H34V83L37 81H39V80H43V79H41L42 77H45V75H46V77H48V73L47 72H45V70H43L44 69V66L46 65V66H49V64L51 63V65L53 64V61H54V58L56 59L57 58V56H58ZM79 54V55H78ZM163 54H165L164 56H163ZM190 54V53H189ZM214 54H216L217 56H219L218 54H220V55H222V56H220V57H217L216 59L214 58V61H213V59H211V58H213L215 55ZM259 54V55H258ZM26 56H27V54H25ZM22 56V57H24V58H26V56ZM118 55H121V53L119 52L118 53ZM122 55V56H123ZM167 55V58H165V56ZM232 55H234V56H232ZM255 55V56H254ZM256 55H257V58H256ZM261 55V56H260ZM54 56H56V57H54ZM73 56H75V58L73 57ZM78 56H79V58L82 56V58H80V60H79V58H78ZM193 56H196V54H194ZM198 56V57H199ZM207 57V60H208V58L209 59H211V60H204V57ZM263 56V57H262ZM35 57H36V59H35ZM69 57H70V60H69ZM94 58V60H92V63H94L95 64V66H97V68H99V70H97V71H95L96 70V67L94 66L93 67V65L94 64H91V59L90 58ZM148 57H149V59H148ZM161 57V60L162 61H165V59L167 60L166 61V63H167V65L165 64V62L164 63H162L161 65L163 66L164 64L166 65V66H169L170 65V67L168 68V71L170 72H168L167 70H166V73H165V75L164 74H162V73H160V74H162V75H159V73H158V76H164V78H163V80H165V81H167L168 80V78H167V76L168 75H170V78H169V80H168V82H173L174 83V86H176L177 88L179 87V85H182V86H180V90L181 89H184V87H183V85H184V83H186L184 86L186 87L185 89H187V87H188V89L191 87V86H187V85H192V88H195V92H194V89H193V91H192V88H190V90L192 91H190V93H189V91H188V89L186 90V92L184 93V92H182V91H180L179 93L180 94H178L177 92V88L176 87H173V83H171L172 84V87H171V89H172V91H173V93L172 94H170V93H167V92H165V91H162V93L160 94V92H159V94L157 95V97H156V92L155 91H153L154 92V94L152 93V91L150 92L149 90V92H150V94H152L150 97H149V92L148 93H146L148 96L147 97H145V96H143L142 95V97H144V98H150V99H148V103L147 102H144V103H142L143 101H144V99L142 100L140 97H141V95L139 96H137V95H135L134 93L131 95L130 94V92L128 91V89H129V87H130V84H129V82H131L130 81V78H131V80H133V79H135L136 80V82L134 83V84H132V85H134V87H136V88H142V87H144V86H146V82H145V76L143 77V75H145L148 71H149V69H150V65L151 66H153V65H155L154 63H158L157 62V60L159 59ZM173 57V58H174ZM197 57V58H198ZM233 57V58H232ZM249 57V58H248ZM110 58V59H111ZM121 58H123V57H121ZM130 58L133 60L134 58H136V59H134L133 61L135 62V63H130ZM183 58V59H182ZM259 58V59H258ZM30 59V60H29ZM36 60V61H33V60ZM38 59H40L41 60V62H39L40 60H38ZM43 59V60H42ZM45 59V60H44ZM90 59V60H89ZM237 59V58H236ZM239 59V60H240ZM74 60V61H73ZM75 60H77L76 61V63H75V65H74V62H75ZM81 60L83 61V63L81 62ZM125 60V61H124ZM148 60V61H147ZM160 59L158 60V61H160V62H162ZM198 62H197V61ZM200 60H202L201 62H200ZM223 60V61H222ZM262 60V61H261ZM13 61V62H12ZM31 61H33V62H31ZM38 61V62H37ZM68 61H70V63H71V61H73L71 64H69V62ZM153 61H156V62H154L153 63ZM174 61H177V63L175 64V62ZM179 61H181V63H179ZM184 61V62H185ZM225 61H226V63H225ZM231 61V62H230ZM241 61V60H240ZM247 61H249V62H247ZM22 62H24V63H22ZM31 63V65H30V63ZM34 62H35V64H34ZM36 62H37V64H36ZM79 62H81V66L79 67ZM88 62V63H87ZM113 62V64H114V61H110V64ZM137 62V63H136ZM142 62H144L143 64H142ZM149 62V63H148ZM160 62L158 63V64H156V66L155 67H157V65H159L160 64ZM174 62V63H173ZM197 62V63H196ZM218 62V63H217ZM230 62V63H229ZM235 63H236V61H234ZM6 63V64H5ZM26 63V64H25ZM40 64V67H38L39 66V64ZM84 63H85V65H84ZM203 63V64H204ZM228 63V65H225V64H227ZM257 65H256V64ZM25 64V66H28V70L26 71V68L27 67H23V65ZM30 66H29V65ZM78 64V65H77ZM90 64V65H89ZM116 64H115V67H116ZM129 64V65H128ZM133 64H135V66L133 65ZM140 64V65H139ZM146 64H147V66H146ZM202 64V65H203ZM37 65V66H36ZM44 65V66H43ZM77 65V66H76ZM87 65V66H86ZM100 65V66H99ZM121 65V66H120ZM138 65L139 66H141V67H138ZM161 65H159V66H161ZM201 65V67H203ZM213 65H214V63H213ZM225 65V66H224ZM250 65H252V66H250ZM255 65H256V67H255ZM32 66H33V68H32ZM66 66V67H67ZM84 66H86V69H89V71L88 70H86L85 68H84ZM88 66H90V68L88 67ZM99 66V67H98ZM101 66H102V68H101ZM113 66V65H112ZM136 66L138 67V68H136ZM159 66L157 67V68H159ZM186 67H187V65H185ZM208 66V65H207ZM228 68H227V67ZM29 67H30V69L32 68V70L30 71V69H29ZM40 70V69H42V70H40L41 71V73H40V71H38V70H36L37 68ZM77 67V68H76ZM79 67V68H78ZM145 69H143V68ZM155 67H152V68H154L155 69V71H157L158 72V70H156V68ZM179 67H181L182 68V70L183 71H181L180 70V68ZM198 67H199V69H198ZM197 67V69L198 70H200V66H198ZM208 67H211L212 68V70L211 71H213L214 69H213V66L211 65H209ZM208 67L206 68L207 70H208ZM254 67V68H253ZM24 68V69H23ZM36 68V69H35ZM82 68H84L82 71H84V73L81 71V69ZM92 68V69H91ZM93 68H95V69H93ZM149 68V69H148ZM173 68H175V73L173 72ZM188 68V67H187ZM204 68H205V66H204ZM232 68V69H231ZM234 68V69H233ZM237 68V67H236ZM23 69V70H22ZM91 69V70H90ZM121 69H122V72H121ZM133 69V70H132ZM141 69L142 70H144V71H146V70H148L146 73L144 72V71H141ZM154 69H152L153 70V72H152V74H150L149 72L147 73L149 76L150 75H154L153 73H155L154 72ZM170 69V70H169ZM205 69V70H206ZM210 69V68H209ZM221 69V68H220ZM239 69H240V67H239ZM239 69H237V70H239ZM73 70V69H72ZM73 70V71H74ZM86 70V71H85ZM93 70V71H92ZM188 70V69H187ZM197 70V71H198ZM203 70V69H202ZM222 70V69H221ZM237 70H236V74L238 73L237 72ZM35 71V72H34ZM87 71H88V73H87ZM120 71V72H119ZM177 71H179V72H177ZM201 71V70H200ZM210 71V72H211ZM214 71H216V69L214 70ZM217 71H220V70H217ZM26 72H31L30 74H32V75H34L35 76V80L36 81H34L33 79H30L29 78V76H28V78H26L25 77V74H26ZM45 72V73H44ZM105 72V73H107V74H103V73ZM142 72H144L145 74H141ZM157 72H156V74H157ZM163 72V71H162ZM220 72H222V71H220ZM223 72H224V70H223ZM229 72H228V74H229ZM113 75H112V74ZM136 73H138L137 74V76H138V78H133L134 77V75H135V77H136ZM140 73V74H139ZM164 73V72H163ZM167 73H168V75H167ZM198 73V72H197ZM209 73V71H207V74H205V78L204 77H202V78H204L203 80L205 81V80H207V82H209L211 79H209V78H212V76L211 75H209L208 74ZM213 73V72H212ZM211 73V74H212ZM42 75V77L40 76V75ZM44 74V75H43ZM126 74V75H125ZM213 74H219V73H216V72H214ZM121 75V76H120ZM148 75H146V78H147V80H149V76ZM199 75V74H198ZM206 75H209V76H211V77H209L208 79H206L207 78V76ZM27 76V75H26ZM99 76V77H100ZM106 76V77H105ZM108 76H110V77H108ZM124 77V79H123V77ZM200 76H203V74L201 73L200 74ZM200 76H198V77H200ZM219 76H220V74H219ZM229 76V75H228ZM227 76V77H228ZM240 76V75H239ZM37 77H39V79L37 78ZM41 77V78H40ZM108 77V78H107ZM115 77V78H114ZM118 77H120V78H118ZM139 77H143V78H139ZM169 77V76H168ZM173 77L176 79V78H178V81H179V85H177V83H175L174 81H173ZM215 77L217 78L216 80H218L219 79V77H218V75L216 76L215 75ZM231 77V76H230ZM230 77H228V78H230ZM233 77H231L230 78V80L231 79H234L235 77H237V75L233 78ZM34 78V77H33ZM109 78H111V79H109ZM116 78H117V80H116ZM133 78V79H132ZM187 78V79H189V81H186V82H184L185 81V79ZM195 78H197V76L195 75ZM227 78V79H228ZM239 78V77H238ZM27 79H29L28 81H27ZM47 80V78H44V80ZM99 79V78H98ZM114 79V80H113ZM120 79V81H118ZM121 79H123V80H125L124 82H123V80H121ZM138 79H140V80H138ZM143 79V80H142ZM167 79V80H166ZM174 79V80H175ZM186 79V80H187ZM213 79V78H212ZM236 79V78H235ZM45 80V81H46ZM109 80V81H108ZM116 80V81H115ZM163 80H161L160 82H164ZM195 80V79H194ZM203 80L201 81V82H203ZM215 80V79H214ZM214 80H212V81H214ZM229 80V79H228ZM30 81V82H29ZM33 81V82H32ZM110 81H113V83L112 82H110ZM115 81V82H114ZM118 81V82H117ZM122 81V82H121ZM143 81V82H142ZM178 81H176V82H178ZM182 83H181V82ZM198 81V80H197ZM252 81H257V83H258V86H257V84L256 83H254L253 84V82ZM134 81H132L131 83H133ZM189 82V84H187ZM200 82V79H199V81H198V83H200V84H202L201 86H203V88H205V90H206V87H207V85H209L210 86V84L208 83H201ZM29 83L31 84V86L29 85ZM137 83V84H136ZM15 84V85H14ZM34 86H33V85ZM136 84V85H135ZM141 84H142V87H141ZM200 84H198V85H200ZM221 85H222V87H223V85L224 86H226V84L224 83H220ZM220 84H215L213 87H215V88H218L219 90H221V85ZM228 84V83H227ZM232 84V83H231ZM230 84V85H231ZM245 85H246V83H244ZM11 85V86H10ZM19 85V86H18ZM166 85H170V83L168 84V83H166ZM206 85V86H205ZM220 85V86H219ZM244 85V86H245ZM253 85H256L255 87L253 86ZM115 86H117L116 88H118V89H116L115 88ZM194 86V87H193ZM205 86V87H204ZM244 86H243V88H244ZM249 86V85H248ZM14 87V88H13ZM15 87H16V89H15ZM21 88V90H17L18 88ZM35 87H36V89H35ZM133 86H131V88H132ZM170 87V86H169ZM183 87V88H182ZM211 87H212V84H211ZM239 87H241V86H239ZM4 88V89H3ZM12 89V92H14V93H17L18 91H20V92H18L19 94L20 93H24L25 91H29V93H27V92H25V94L23 95V96H21L22 94H20V95H17V94H11L10 92H9V90L8 89ZM38 88V89H37ZM130 88V89H131ZM173 88H174V90H173ZM196 88L197 89H199L198 91V93H197V90H196ZM208 88V87H207ZM5 89H7L6 90V92H5ZM14 89H15V91H14ZM26 89H29V90H26ZM184 89V90H185ZM43 92H42V91ZM183 90V91H184ZM22 91V92H21ZM118 91V92H117ZM171 91V92H172ZM177 91V92H176ZM202 91V92H201ZM259 91H261V90H259ZM258 91V92H259ZM7 92H9L8 94L9 95H7L6 93ZM33 92H35V94H33L32 95V93ZM41 92V93H40ZM127 92V93H126ZM164 92V93H163ZM175 92H176V94H178V96L177 95H175ZM184 93L183 94V97H182V93ZM188 92V93H187ZM202 93V95H201V98H202V96H203V94H204V96H206V99H201L200 98V100L198 99L199 97H200V94ZM242 92H244V91H242ZM241 92V93H242ZM257 92V93H258ZM263 92H264V90H263ZM27 93V94H26ZM38 93H39V95H38ZM192 93V94H191ZM196 93H197V95H196ZM200 93V94H199ZM215 93H216V95L218 96H216L215 95ZM37 94V96H35ZM42 94V95H41ZM124 94H126V95H124ZM127 94L129 95V97L127 96ZM167 94V96L169 95H171V97L168 99H166V97L167 96H165V95ZM188 94V95H187ZM198 94H199V96H198ZM207 94V95H206ZM212 94H213V96L215 95L216 97H213L212 96ZM163 96V98L162 97H159V96ZM181 95V96H180ZM242 95V96H241ZM261 95V96H260ZM9 96V97H8ZM122 96H124L123 98H122ZM125 96L128 98V99H125ZM130 96H132V98L130 97ZM134 96V97H133ZM165 96V97H164ZM173 96H176L175 97V101L173 100L172 101V99L174 98ZM211 96H212V99H210L211 98ZM230 96V97H229ZM237 96V97H236ZM245 96V95H244ZM8 97V98H7ZM182 97V98H181ZM186 97V99H184ZM196 97V98H195ZM79 98V99H78ZM84 98V99H83ZM95 98V99H94ZM122 100H121V99ZM154 98H156V99H154ZM161 98H162V100H161ZM181 98V99H180ZM191 98V99H190ZM194 98L197 100V101H195L194 100ZM240 98H241V100H240ZM120 99V100H119ZM130 99H132V103H131V100ZM139 99H141V101H139ZM146 99H145V101H146ZM161 101V102H156V101ZM176 99H177V102H180V103H177L176 102ZM184 99V100H183ZM188 99H190L189 101H188ZM220 99V100H219ZM237 99V100H236ZM242 99H245L248 103H246V101L244 100V102L242 103ZM259 99V98H258ZM72 100V101H71ZM98 100V101H97ZM124 100H126V101H124ZM127 100H130V101H128V104H127ZM135 100V101H134ZM136 100H138V103H136ZM156 100V101H155ZM165 100V101H164ZM168 100H170V101H168ZM181 100H183L184 102L186 101L187 103L189 102L190 103V105H188L186 102H185V104L181 101ZM192 100H194L193 101V103H192ZM235 100V101H234ZM57 101V102H56ZM103 101V102H102ZM107 101H109L108 103H107ZM114 101V102H113ZM122 101L125 103L126 102V104H121L122 103ZM259 101V100H258ZM65 102V103H64ZM74 102V103H73ZM105 102V103H104ZM115 102H117V103H119V105L117 104V105H115L114 106V104H112V103H115ZM134 102H135V104H136V106H134ZM141 102V103H140ZM2 103V102H1ZM130 103V104H129ZM6 104H8V105H6ZM64 104V106H61V105H63ZM66 104V105H65ZM81 104V106H79ZM89 104V105H88ZM121 104V105H120ZM183 104V105H182ZM243 104V105H242ZM10 105H11V108H10ZM14 105V106H13ZM67 105H68V107H67ZM79 107H78V106ZM133 105V106H132ZM137 105H139V107H137ZM162 105V106H161ZM60 106V107H59ZM116 106H119V107H117L116 108ZM164 106H166V107H169V108H171V111H170V109H167L168 110V112H166L167 110L165 109L166 107H164ZM6 107H8V108H6ZM57 107V108H56ZM65 107V108H64ZM66 107H67V109H66ZM72 107V108H71ZM83 107H85V108H83ZM161 107H163L164 108V113H162L163 112V110L161 111L160 109H161ZM1 108V107H0ZM13 108V109H12ZM60 108V109H59ZM80 108H82V109H80ZM95 108V109H94ZM162 108V109H163ZM172 108L174 109V110H172ZM200 110H199V109ZM61 109V110H62ZM92 109V110H91ZM99 109V110H98ZM107 109V110H106ZM150 109V110H149ZM195 109V110H194ZM73 110V111H74ZM78 110V111H77ZM197 110V111H196ZM213 110V111H212ZM73 111H71V112H73ZM95 111H93V112H95ZM107 111H109V112H107ZM149 111H151L152 113H154V111L156 112V114H151V115H154L155 117L154 118H156V117H158L159 115V113H160V117L162 116V118H157L156 120H155V123H154V118H153V120H152V118L150 119V117H149V119H147V117H144L145 115H143V114H148V112ZM160 111V112H159ZM175 112L176 114H173V113H171V112ZM194 112V113H191V112ZM209 111H211V112H209ZM217 111V112H216ZM147 112V113H146ZM151 112H149V114L151 113ZM159 112V113H158ZM207 112H209V118H208V115L206 116L205 114ZM158 113V114H157ZM178 113H180V114H178ZM182 113V114H181ZM202 113H204L203 114V116H204V118H207V119H209V121L208 120H205L204 119V124L202 123V119H203V116L201 115ZM162 114V115H161ZM174 115V116H171V115ZM259 114H261V115H259ZM140 115V116H139ZM150 115V116H151ZM156 115H158V116H156ZM192 115V116H191ZM139 116V117H138ZM144 117L143 119L144 120H147L148 121V123H147V127H149L150 128V131L152 132V134H155V136H164L163 134H165V130L167 129H170L168 132H171V133H168V132H166V135H165V137L167 136V139H166V141H167V143H165L164 142V140H165V137H164V139L162 140L165 144L163 145V146H158V147H160L161 148V150H163L162 152H161V150H159V149H154V147H152V149H154V150H151V146H149L148 147V145H145V144H143V146H142V148H140L141 147V145L140 144H142V143H139V140L141 139H139L138 137V135L136 136V135H134V136H132L133 135V131H134V129L135 128H137V127H144V125H145V123L147 122V121H145V123L143 124V119L141 120V122L140 121H138V120H140V118H142V117ZM147 116V115H146ZM165 117V119H166V121H167V118H166V114L164 115ZM242 116V118H240ZM120 117L122 118V120L120 119ZM136 118L134 121H133V118ZM137 117L139 118V119H137ZM153 117V116H152ZM191 117V118H190ZM200 117H202V118H200ZM117 118V120H115ZM118 118H119V120H118ZM189 118V119H188ZM236 118H239V122H237V120L238 119H236ZM212 119V120H211ZM225 119H227V120H225ZM241 119V120H240ZM123 120H125L124 122H123ZM150 120H152V121H150ZM169 120V119H168ZM174 120V119H173ZM234 120H236V121H234ZM258 120V122L260 121L261 122V120H262V122L260 123V126L262 127H260L259 126V123L257 124L258 125V127L260 128V130L262 131H260V130H256L258 127H255L254 125H256V121ZM117 121V122H116ZM131 121H133V122H131ZM196 121H200L201 122V124H203L202 126H201V124L200 123H196ZM205 121H206V123H205ZM225 121L227 122V123H230V125H226L225 126V124H227V123H225ZM116 122V123H115ZM125 122H127L126 124H124ZM137 122V123H136ZM149 122H151V124H149ZM174 122V121H173ZM184 122V123H185ZM193 122H195L196 124H199V126H200V128L199 127H197L196 128V126L197 125H195V123L194 124H192ZM244 122V123H243ZM120 123V126H119V128H118V125L117 124H119ZM126 125L125 127H127V128H122V127H124V125ZM131 123H132V127H131ZM142 123L143 125H140V124ZM154 123V124H153ZM163 123V124H162ZM165 123H167V122H165ZM169 123L170 124H172V125H169ZM241 123H243V124H241ZM138 125V126H134V125ZM153 124V125H152ZM234 124H236V125H234ZM241 126L240 128H242V136H243V139H245V137H247L246 135H248V134H246V132H244V131H246L245 129H248V131L249 132H251V131H253L252 133H250L251 135L250 136H248L247 138H249V137H253V135H254V133H255V137H253V144L250 142L249 143V141H247L249 144H251V145H253V149H251V147L252 146H249V147H247L246 145H248V143H244V147L243 146H241L242 144H243V142H242V144L240 145L239 143L241 142V140H243L242 138H238V142H237V140H236V143H238L237 145L239 146H235L236 147V149H235V147H233V146H231V147H233L232 148V150H233V152H234V150H235V153H233L232 152V150L231 149H229L228 147H226V148H222V145L224 146V144H225V142H227V141H229V139L230 138H233V136H229V134H231L230 133V131H233L234 133L235 132H237V131H239V133L241 134V131L238 129L239 128V125ZM140 125V126H139ZM156 125V126H155ZM163 125L164 126H166V129H165V127L164 128H161V127H163ZM232 125H234L235 126V128H237V126H238V128H237V131H235V128H232ZM133 126L135 127L134 129H133ZM180 126V128H182ZM185 126V125H184ZM194 126H195V128H194ZM206 126V127H205ZM227 126H231V128L230 127H227ZM228 128V130L229 129H231V130H227L228 132H229V134H228V132H227V136H229L230 138H224V136L223 137H219V136H221V134L222 135H224L225 133H226V129L225 128ZM255 127V128H254ZM176 128H178V127H176ZM176 128H174V129H176ZM205 128V129H204ZM126 131H124V130ZM162 129V130H161ZM163 129H165V130H163ZM201 129V130H200ZM251 129V130H250ZM256 130V132H257V134H258V132L260 133V135L258 136L257 134H256V132H254L255 130ZM88 130V129H87ZM132 130V131H131ZM154 130H155V132H154ZM216 130H217V132L218 133H216ZM244 130V131H243ZM116 131V132H115ZM162 131V132H161ZM185 131H186V134H185ZM213 131V132H214ZM247 131V132H248ZM80 132V133H79ZM79 132H77V134H74L73 135V138L74 137H77V138H79L80 136L81 137H83L84 139H85V137H86V141L85 142H92V140L90 139V140H88L87 141V136L86 135H84V134H86V132L84 131L83 133L81 132V131H79ZM154 132V133H153ZM182 132V133H183ZM194 132H196V131H194ZM203 132V131H202ZM208 132H209V135H208ZM243 132H244V134H243ZM161 133V134H160ZM181 133V132H180ZM181 133V134H182ZM192 133H188V135L190 134H192ZM200 132H198V134H199ZM204 133V132H203ZM263 135H262V134ZM78 134H80V136L78 135ZM101 134H102V136H101ZM129 134H130V137H133V139L132 138H130L129 137ZM170 134V135H169ZM195 134V133H194ZM201 134V133H200ZM218 134H220L219 136H218ZM236 134V133H235ZM233 134L232 133V135H234L235 136V139H237L236 138V135H240V134ZM246 134V135H245ZM110 135H111V137H110ZM127 135V136H126ZM168 135H169V137H168ZM183 135V136H184ZM197 135V134H196ZM195 135V137L196 138H198V135L196 136ZM245 135V136H244ZM69 136V135H68ZM85 136V137H84ZM119 136V137H118ZM126 136V137H125ZM153 137H154V135H152ZM193 136V135H192ZM200 137H201V135H199ZM241 136V137H242ZM257 136H258V138H257ZM263 136V137H262ZM79 138V139H74L73 141H80V139H82L83 140V138ZM100 137H102V139L100 138ZM119 138V140H118V138ZM178 137H181V135L179 134V136ZM185 137V136H184ZM194 137V138H195ZM218 137H219V139H220V141L222 142V144L220 143V141H219V139H218ZM98 138H97V141H98ZM110 138H112V139H110ZM123 138V139H122ZM161 138H163V137H161ZM176 138H177V136H176ZM186 138V137H185ZM221 138H224L225 140H223V139H221ZM132 139V140H131ZM200 139V138H199ZM199 139H198V141H199ZM201 139H202V137H201ZM241 139V140H240ZM82 140L80 141V142H82ZM127 140H129V141H127ZM137 140V142H135ZM171 140V141H170ZM175 140V139H174ZM231 140V139H230ZM239 140H240V142H239ZM246 140L247 139H245V142H246ZM84 141V140H83ZM113 141V142H112ZM116 141V143L114 144V145H112L114 142ZM198 141H195V142H193V143H195L196 144V142H198ZM212 142V143H210V142ZM231 141H233V139L231 140ZM231 141H229L228 143H231V144H233ZM256 141H260L259 142V145L260 146H258V148L256 147L258 144H256V148L254 147V145H255V143L254 142H256ZM79 142V143H80ZM130 142V143H129ZM163 142H162V144H163ZM191 142V143H192ZM202 142V141H201ZM199 143L200 145H198V143H197V147L195 146V144H194V146H193V143H192V148L193 149H196V151H197V149H199V147H203L204 146V144L205 143H203V145H202V143ZM235 142V141H234ZM94 143V142H93ZM103 143H105V144H103ZM136 143H137V147H138V150H136L135 148H137L136 147ZM139 143V144H138ZM151 143V142H150ZM150 143H149V145H150ZM190 143V144H191ZM258 143V142H257ZM83 144V143H82ZM101 144V145H100ZM129 144V145H128ZM161 144V145H162ZM179 144V143H178ZM178 144H175V147H176V145H177V149L179 148L178 147ZM184 144V143H183ZM183 144H181V145H183ZM230 144V145H231ZM263 144H264V142H263ZM109 145H111V146H109ZM172 145H174V142H172ZM180 145V144H179ZM180 145V146H181ZM226 145V144H225ZM234 145V144H233ZM84 146H86V145H83L82 147H83V149H84ZM113 146V147H112ZM127 146H129L128 148H127ZM168 146V147H169ZM207 145H205L204 147H206ZM209 146V145H208ZM207 146V147H208ZM213 146H212V148H213ZM229 146V145H228ZM264 146V145H263ZM133 148V150L131 149V148ZM174 147V146H173ZM190 147V149H188V148H185L186 150H183L184 148L181 146V148H183V149H180L181 151H183V153H186V154H188L186 157H187V159H188V156H189V158H191V160H190V162H191V164L192 163H196L194 166L195 167H197L196 168V170H197V172H199L198 174H199V180L197 179V182H196V184H197V186H196V188L197 189H199L201 192H205L206 191V189H207V182L208 181H211L212 180V178H213V180L212 181H214L216 178H218V177H213V176H215V175H211V173H210V175L208 176V173L210 172V171H208L209 170V168H211V163H207V165H208V167L206 168V164H204L205 165V167H204V169L206 168V169H208V170H204L203 168H202V164L201 163H197V161L198 160H204L205 158H203L202 156V158H200V154H199V156H198V154H197V152L195 153V155H196V157H194L195 155L193 154L194 152L193 151H191V150H193L192 148H191V146H189ZM203 147V150L205 149ZM207 147H206V149H207ZM216 147H215V149H216ZM245 148L246 149V151L245 150H243V149H241V148ZM109 148V149H108ZM112 148V149H111ZM126 148V149H125ZM130 148V149H129ZM176 148H174V149H171L172 151L173 150H175ZM200 148V149H201ZM209 148H210V146H209ZM221 148L223 149V150H221ZM102 149V150H103ZM122 149V150H121ZM139 149H141V150H139ZM143 149H145L144 150V154H143V152H142V150ZM176 149V150H177ZM200 149L198 150V151H200ZM211 149V148H210ZM228 151H227V150ZM249 149V150H248ZM96 150H98V148L96 149ZM121 150V151H120ZM133 152H132V151ZM151 150V151H150ZM157 150H159V151H157ZM202 150V149H201ZM231 150V151H230ZM240 150V151H239ZM80 151H82V150H80ZM109 151V152H108ZM112 151V152H111ZM157 151V153L158 152H160V154H157L156 153V155H155V152ZM178 151V150H177ZM179 152V153H182V152ZM242 151H244V153L242 154ZM249 151H250V153H249ZM256 152V153H254V152ZM258 151V152H257ZM85 152V151H84ZM83 151L81 152V153H84ZM90 152H92V151H90ZM137 152H138V156L136 155L137 154ZM142 152V153H141ZM150 152H154L153 154L152 153H150ZM178 152H176V153H178ZM188 152V153H187ZM190 152L193 154H190ZM228 152V153H227ZM13 152H11L10 153V155L12 154ZM131 153H133V154H131ZM135 153V154H134ZM140 153H141V155H140ZM178 153V154H179ZM220 153V152H219ZM219 153L218 154H216L214 157H218V155H219ZM245 153H246V155H245ZM248 153V154H247ZM251 153H254V155L253 154H251ZM143 154V155H142ZM173 154V155H172ZM215 154V153H214ZM221 154V155H222ZM226 154H228V155H226ZM231 154V155H230ZM233 154V155H232ZM249 154H251V156L249 155ZM259 154V155H258ZM13 155H15V157L17 158V159H11V160H13L15 163H17V165L19 166V167H22V168H26V169H28L27 171H32V173L33 172H35V174H36V176L37 177H39V172H41L42 173V171H41V168L40 169H38V167H36L37 169H35V166H31V164L32 163H29L28 161L26 162L25 160H23V159H19V153H13ZM136 155V156H135ZM153 155H155V156H153ZM158 155V156H157ZM172 155V156H171ZM222 155V156H223ZM240 155H242V159L244 160V159H246V163H244L245 165H246V168H245V165H241L242 164V162H244L243 160H240L241 159V156ZM249 155V156H248ZM262 155V156H261ZM159 156H161V157H163V158H161V157H159ZM191 156V157H190ZM236 158H234V157ZM258 156H260V159L262 160H258L259 159V157ZM156 157L158 158H160V159H156ZM219 157H221V156H219ZM217 158V159H221L222 160V158ZM226 157H229V158H226ZM256 158V160H257V162L256 161H253V158ZM170 158V160H168ZM200 158V159H199ZM213 158V157H212ZM240 158V159H239ZM247 158H249V159H247ZM254 158V159H255ZM120 159V158H119ZM119 159H118V161L117 162H119ZM122 159V158H121ZM121 159H120V162H121ZM167 159V160H166ZM194 159H196V161L194 160ZM198 159V160H197ZM125 160V161H124ZM157 160V161H156ZM162 161L161 162V164H159L158 163V161ZM234 160H235V163H234ZM239 160V161H238ZM17 161V162H16ZM20 161H21V163H20ZM25 163H24V162ZM123 161H124V165H122V163H120L119 165H122V168L123 169H125V168H127V166L126 165H128V159L126 160L125 158H123ZM146 161H144V163L146 162ZM194 161V162H193ZM217 161V160H216ZM242 161V162H241ZM19 162V163H18ZM116 162V165L118 164ZM126 162H127V164H126ZM157 162V163H156ZM202 163L204 162V163H206V160L205 161H201ZM240 162V163H239ZM249 162H253V163H257V166L256 167H260V169H262V171L260 170L259 171V169L258 168H256L255 167V164H254V167L256 168V169H258V172L255 170V171H252L253 170V163L251 164L252 165V167H250L251 165H249ZM29 163V164H28ZM219 163H220V165H221V167H220V165H219ZM23 164V165H22ZM26 164V165H25ZM27 164H28V166H27ZM126 164V165H125ZM158 165V168L161 166L162 168H163V170L161 169V168H159V169H157L156 168V165ZM190 164V165H191ZM234 164V165H233ZM25 165V166H24ZM30 165V166H29ZM33 165V164H32ZM115 165V162H114V164H112L110 167H107L108 169L107 170H105V174H106V176L104 175V170H103V168L102 167H97L96 169H95V172H97V174L99 173L100 175H102L101 173H103V175L102 176H105V177H107V178H105V179H111V177L109 178V176H111V175H113L112 176V182L114 183V179L115 178H118L119 176H120V178L121 179H123L122 181H124L123 183H122V185H124L125 186V184L129 181V180H131L130 179V177H133V175H132V173H129V174H125V172L122 170V172H121V166H116ZM160 165V166H159ZM199 165V166H198ZM209 165H211L210 167H209ZM115 166V167H114ZM129 166H131L130 164H129ZM170 166V167H169ZM192 166H193V164H192ZM191 166V167H192ZM193 166V167H194ZM250 167V169H251V171H250V169H249V167ZM117 167V168H116ZM194 167V168H195ZM198 167H199V169L200 168H202L203 170H204V173H202V172H200V170H198ZM226 167V168H227ZM233 167V168H234ZM245 169H244V168ZM101 168H102V170H101ZM194 168H191V169H194ZM221 168V169H220ZM223 168V169H222ZM232 168V171L234 170ZM237 168V167H236ZM235 168V169H236ZM25 169V170H26ZM33 169H35V170H33ZM93 170L91 171V169H90V173L88 172V171H85V178H87L89 181H91L90 180V178H92V174L94 173V175H95V172H93L94 171V168H92ZM97 169H100V170H97ZM113 169V170H112ZM119 170V171H116V170ZM218 169V170H217ZM36 170H37V172H36ZM38 170H39V172H38ZM202 170V171H203ZM227 170V169H226ZM237 170V169H236ZM236 170H234L233 172H235ZM245 170L246 171H248V172H253V175L252 174H250V173H248L249 175H251V176H247L248 174H246L245 173ZM115 171V172H114ZM162 171H165V172H162ZM208 171V173H206ZM101 172V173H100ZM111 172H112V174H111ZM113 172H114V174H113ZM160 172V174H159V176H158V173ZM238 172V171H237ZM254 172H255V174H254ZM256 172L257 173H259L256 177H255V175H256ZM29 173H31V172H29ZM88 173L89 174H91V176L90 175H88ZM123 173V174H122ZM143 173V172H142ZM157 173V174H156ZM166 173V174H165ZM169 173L171 174H173L172 175V177L170 178V176H169ZM189 173V172H188ZM201 173V174H200ZM183 174V173H182ZM191 174H193L191 171H190V175ZM205 176H204V175ZM30 175H34V174H30ZM93 175V176H94ZM115 175H118V177L116 176L115 177ZM131 175V176H130ZM188 175V174H187ZM200 175H202V176H200ZM50 176V175H49ZM122 176L124 177V178H122ZM160 176H163V177H160ZM167 176V177H166ZM211 176V178H210V180H209V177ZM84 177H82V178H84ZM89 177V178H88ZM95 177V176H94ZM169 177V178H168ZM181 176H179V177H177L178 179H181L180 178ZM205 177V178H204ZM208 177V178H207ZM119 178V179H120ZM125 178H128L127 180L125 179ZM200 178H201V181H202V178H204L203 179V182H202V184L201 183H199V182H201L200 181ZM206 178H207V180H206ZM248 179V180H250V181H248V180H246V179ZM95 179V178H94ZM127 181H125V180ZM117 180V179H116ZM95 181V180H94ZM105 181V180H104ZM204 181H205V184H204ZM216 181H217V179H216ZM245 181H247V182H245ZM52 182H54V181H51V183ZM92 182V181H91ZM109 182V181H108ZM126 182V183H125ZM132 182L133 181H131V183H130V186L132 185ZM142 183H144V181H141ZM249 182V183H248ZM55 183V182H54ZM54 183L53 184H51V185H53V186H57V183L54 185ZM112 183V184H113ZM116 183H117V181H116ZM116 183H114V184H116ZM125 183V184H124ZM246 183V184H245ZM146 184V183H145ZM91 185H92V183H91ZM93 185H95L94 183H93ZM92 185V186H93ZM99 185H101L102 186V189L104 188L105 189V187L107 188V186L106 185H104V182H103V184L101 183L100 184V182H99V184H98V189H100V191H102V192H104L103 190H101V186L99 187ZM111 185V184H110ZM142 185V184H141ZM141 185L139 186V187H141ZM204 186V188H201V187H203ZM97 186V185H96ZM104 186V187H103ZM146 186H147V184H146ZM90 187V186H89ZM88 187V189H90ZM109 187V186H108ZM118 187V186H117ZM158 187V186H157ZM97 188H94V189H96L95 191L97 192L98 191V193H99V190L97 189ZM127 188H129V187H127V184H126V186L124 187V189H120V192H124V193H126L125 192V190H128ZM142 188V189H141ZM141 188H138V190L136 189V192L137 193H143V191H145V185L143 184L142 185V187ZM144 188V189H143ZM111 189V191L114 193V191L116 192V194L119 192L118 190H115L116 188L114 187L113 189L112 188H107V190H106V192L108 191V190H110ZM131 189V188H130ZM133 189H134V187H133ZM141 189V190H140ZM203 189H205V190H203ZM92 190V189H91ZM154 190H156V189H154ZM88 190H86L85 192H86V194L88 193H90L89 191L87 192ZM110 191V192H111ZM142 191V192H141ZM84 192V193H85ZM106 192H104V193H106ZM110 193V194H113V193ZM101 193V192H100ZM226 195H228V196H226ZM226 197V198H225ZM111 198V197H110ZM112 198H116V197H112ZM111 198V199H112ZM221 200V201H220ZM214 201V200H213ZM223 202V203H222ZM221 208V209H220ZM210 210V211H209ZM18 212L19 213H21L22 212V210H18ZM18 212L17 211H15L12 207H10V206H6V205H0V219L1 220H3L4 222H6V223H10V224H18L19 225V223L21 224V226H22V224H23V226H22V228H24V229H27L28 231H30V230H34V231H36V232H18L19 233V235H21V236H29V237H31V236H33V237H36V238H40L41 236L43 237L44 235L43 234H46V232L45 233H43V234H41V231H39L38 230V233L40 234V236H39V234L37 233V229H40V227L43 225V226H45V227H48L49 226V228H51V226H52V228L54 227V223L55 222H52V223H50V224H46V223H42V222H45V221H43V217L41 216V215H39V214H35V213H33V212H29V213H26L25 215H29V216H26V217H23L22 215H19L18 214ZM199 212V213H198ZM240 212V213H239ZM31 216H32V218H31ZM28 217V218H27ZM225 218V219H224ZM257 218L259 219V220H262L261 218H259L258 216H257ZM33 219V220H32ZM22 220V221H21ZM35 220V221H34ZM41 220V221H40ZM21 221V222H20ZM247 220H245V222H246ZM34 222V223H33ZM37 222V223H36ZM32 223V224H31ZM176 223H177V225H176ZM242 222H240V224H241ZM28 225V226H27ZM32 225V226H31ZM39 227H38V226ZM48 225V226H47ZM176 225V226H175ZM20 226V227H21ZM30 226V227H29ZM35 226H37V227H35ZM58 226V225H57ZM30 228V230H29V228ZM34 227V228H33ZM63 227H66V229L65 228H63ZM74 229H72V228ZM33 228V229H32ZM35 228H37V229H35ZM51 228V229H52ZM59 228V229H60ZM53 229H57L56 227H54ZM63 229H65V230H63ZM67 229H69V230H71V231H67ZM165 229V230H166ZM171 229V230H170ZM170 230V231H169ZM59 231L61 232V233H59ZM67 231V232H66ZM72 231H73V233H72ZM115 231V233H113ZM76 232V233H75ZM136 232V231H135ZM168 232V233H167ZM243 232V231H242ZM36 233V234H38V235H34V234ZM49 233V232H48ZM57 233H59V237H61V239L57 236ZM63 233H65V234H63ZM68 235H67V234ZM70 233V234H69ZM72 233V234H71ZM81 233V234H80ZM89 233H91L90 231H89ZM117 233V234H116ZM146 233V232H145ZM54 234V235H53ZM77 234V235H76ZM84 234V238H83V240H82V243H81V241H80V238L78 239L79 241H80V244H82L83 245V243H84V246H86L87 244H89V245H91V246H93V247H91V246H87V247H89V250L87 251V247H81V245L79 244V241L77 240V241H75L76 240V238L77 237H81V239H82V235ZM116 234V235H115ZM128 234V235H127ZM209 234H212V233H209ZM214 234V233H213ZM211 235L212 237L214 236L215 237V239H216V235ZM216 234V233H215ZM67 235V237H65V236ZM105 235V236H104ZM111 235V236H110ZM115 235V236H114ZM125 235V236H124ZM170 235V236H169ZM63 236H64V238H63ZM104 236V237H103ZM121 236H123L124 238L122 239L123 240V242H122V240H121ZM130 236V237H129ZM131 236H133V237H135V239L133 238V237H131ZM141 237V239L140 238H138L137 239V237ZM150 236H152V238L150 237ZM160 236H162V235H160ZM199 236V237H200ZM143 237V238H142ZM170 237V238H169ZM211 237V238H212ZM213 237V238H214ZM99 238H101V239H99ZM116 238V239H117ZM127 238V239H126ZM149 238V239H148ZM154 238V239H153ZM157 238L159 239L158 241H157ZM207 238V239H208ZM211 238H209L210 240H214V239H211ZM58 239V240H57ZM84 239H85V242H84ZM126 239V240H125ZM142 239H144V240H142ZM147 239H148V241H147ZM150 239H152V240H154V242L153 241H150ZM161 239V240H160ZM163 239H164V241H163ZM184 239V240H183ZM206 239V240H207ZM145 240L147 241V242H145ZM201 240V239H200ZM205 240V239H204ZM206 240H205V242H206ZM210 240H209V242H208V240H207V243H212L213 244V241L212 242H210ZM90 241V242H89ZM112 240H110L109 242H111ZM115 241H116V243H115ZM151 243H150V242ZM166 241V242H165ZM169 241V242H168ZM180 241V242H179ZM203 241V240H202ZM93 242V243H92ZM98 242V243H97ZM122 242V243H121ZM130 244H129V243ZM132 242H135L134 244L132 243ZM153 242V243H152ZM156 242V243H155ZM171 242H172V246L171 247H169L170 245H171ZM190 242H192V241H190ZM86 243V244H85ZM105 243V244H104ZM119 243H121V244H119ZM127 243V244H126ZM132 243V244H131ZM137 243V244H136ZM164 243V244H163ZM166 243H168V244H166ZM186 243H187V245H186ZM206 243V244H207ZM95 244V245H94ZM115 245V247H114V245ZM117 244H119V245H117ZM123 244H124V246L126 245V247H124L123 246ZM202 244H204V243H202ZM205 244V245H206ZM215 244V243H214ZM79 245H80V247H79ZM102 245H103V247H102ZM122 245V246H121ZM130 245H132V248L130 249V251L128 252V254H130L129 256L128 255H126L125 257H124V255H123V257L124 258H127V261H126V259L124 260V258L123 259H121L122 257H121V251L123 252V248H127L128 246V248H130ZM133 245H136V246H133ZM143 247H141V246ZM168 245V246H167ZM176 245V244H175ZM111 246V247H110ZM117 246H119L120 247V249H119V247H117ZM174 246V247H173ZM214 246V245H213ZM66 247V249H68L69 250V245L68 244H65V246H64V248ZM68 247V248H67ZM77 247V248H76ZM94 247H96V249L94 248ZM105 247V248H104ZM113 247H114V250H113ZM117 247V248H116ZM136 247H138L139 249L140 248H142V251L141 250H137L136 249ZM167 247V248H166ZM75 248V249H74ZM86 249L85 251H87L86 253H84V251H80L78 254H77V250L78 249ZM93 248V249H92ZM104 248V249H103ZM119 251V252H117V251H115L116 249ZM133 248L136 250V251H138L137 253H139L140 254V252H141V255H139V256H137V254L135 253L136 251L134 250L133 251ZM144 248H145V250H144ZM172 248H174V250L172 251ZM19 249H21V250H25V249H22V248H19ZM79 249V250H80ZM96 250V252H95V258H94V254H92L93 253V251H95ZM100 249V250H99ZM103 249V250H102ZM111 249H112V251H111ZM70 250V251H71ZM74 250H75V252H74ZM93 250V251H92ZM102 250V251H101ZM107 250V251H106ZM144 250V251H143ZM169 252H168V251ZM171 250V251H170ZM191 250V251H190ZM203 250H204V252L205 253H203ZM211 250H212V252H211ZM97 251H99L101 254H103L102 256H101V254L99 253L98 254V252ZM106 251V252H105ZM160 251H161V254H160ZM167 251V252H166ZM189 251H190V253H191V255H190V253H189ZM207 251H209V252H207ZM108 252V253H107ZM144 252V253H143ZM159 252V253H158ZM29 253H31L30 251H29ZM72 253V252H71ZM72 253V254H73ZM84 255V257L82 256V254ZM119 253H121L120 255H118ZM149 253H151V254H149ZM165 253H169V255L170 256H172V258L170 257L169 258V256L167 257V254H165ZM172 253H173V255L175 256V257H178V259L175 261V260H173V258H175V257H173V255H172ZM193 253V254H192ZM216 253V254H215ZM86 254V255H85ZM98 254V255H97ZM109 256H108V255ZM134 254V255H133ZM136 254V255H135ZM200 254V255H199ZM219 254V253H218ZM218 254H217V256H218ZM100 255V256H99ZM149 255H151L150 257H149ZM164 255V256H163ZM180 255L183 257H180ZM188 255V256H187ZM192 255H194V257L192 256ZM197 257H196V256ZM202 255H205V256H202ZM97 256V257H96ZM133 256V257H132ZM141 256H142V258H141ZM148 256V257H147ZM188 258H187V257ZM193 257V259H191L192 257ZM208 258H207V257ZM214 256V257H213ZM100 257V258H99ZM132 257V258H131ZM179 257H180V259H179ZM184 257H185V259H184ZM191 257V258H190ZM79 258V259H78ZM80 258H82V260L83 261H80L81 259ZM120 258V259H119ZM134 258V259H133ZM189 258L191 259L190 260V263L189 262H186L187 260H189ZM72 259H74V256H73V258ZM98 259V260H97ZM108 261H106V260ZM116 259H119L118 261L116 260ZM133 259V260H132ZM170 259H172V260H170ZM187 259V260H186ZM209 259V260H208ZM75 260V259H74ZM85 260V261H86ZM94 260H95V262H94ZM169 260V261H168ZM185 260V261H184ZM76 261V260H75ZM80 261V263H78ZM85 261H84V264H87V261H86V263H85ZM124 261H126V262H124ZM129 261V262H128ZM132 261V262H131ZM174 263H173V262ZM92 262V263H91ZM94 262V263H93ZM117 262V263H116ZM124 262V263H123ZM165 262V263H164ZM170 262V263H169ZM172 262V263H171ZM213 262V263H212ZM181 264V263H180ZM221 264V263H220Z\"/></svg>","mask_w":264,"mask_h":264}]
</instances>
